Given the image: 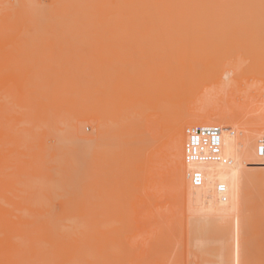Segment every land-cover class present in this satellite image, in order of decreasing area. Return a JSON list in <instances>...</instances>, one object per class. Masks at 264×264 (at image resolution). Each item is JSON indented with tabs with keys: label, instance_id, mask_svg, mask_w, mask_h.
<instances>
[{
	"label": "bare ground",
	"instance_id": "6f19581e",
	"mask_svg": "<svg viewBox=\"0 0 264 264\" xmlns=\"http://www.w3.org/2000/svg\"><path fill=\"white\" fill-rule=\"evenodd\" d=\"M227 17V18H226ZM232 17V18H231ZM250 18V20H249V18ZM229 18V19H228ZM235 20H234V19ZM224 19V20H223ZM237 19L239 20V21H237ZM147 20H149L150 22H151V24H152V21H153V25H154V28H152L151 27V30H149V29H147V30H145V23H144V21L146 22ZM169 20H171V21H169ZM229 20L231 21V20H233L234 22H236V23H234V22H231V23H233V25H234V29L236 28V26H237V29H241V27H243L244 26V28H245V24H246V26H247V28H246V30L244 31V30H241V32L239 31V30H237L238 31V36H239V38L240 39H243V38H241V36H243V34H244V36H246L247 34H248V36H246V37H250L251 39H252V37L254 36H258L256 39H258V40H256L257 42H258V45L257 46H260L261 44H263L264 43V0H44L43 2L41 1V0H0V36L2 35V34H9V35H13V36H17V38H14V39H16V41L15 42H17L20 38V40L18 41V43L17 44H21L20 46L18 45V47L20 48V49H18V51L16 50V52L18 53L19 52V54H20V56H21V53L22 52H24V54H26V56H27V54H28V56L27 57H24L25 55H22L21 57V59H25V58H30V60H28V59H26L27 61V63H29L28 64V69H29V66H31L30 68H33V64H36V62H35V58H37V60H41V58L42 57H48V58H53L54 56H50L51 54H49V56L48 55H46V53H45V50L43 49V48H38L37 47V49H36V41L35 40H33L34 38L32 37V36H37V37H39L40 38V36H44L45 38H48L49 36L50 37H52V39L49 37L46 41H42V39L43 38H41V41L39 40V42H40V44H43V46H44V48L46 47L45 45L46 44H49L52 48L54 47V49H55V46L54 45H51V44H63L64 42H67L68 44H69V46L70 47H73L74 46V44H75V46H77L79 43H81L78 39H80V40H83V42H85L84 43V45L85 46H87L88 45V42L86 43V41H88L87 40V37L88 36H91V35H94L95 37H92L91 36V38H97V37H101V36H103V38L105 37V36H107V37H109L110 38V40H112L111 39V37H113L114 39L116 38V36L119 34V35H122V36H125L126 38H127V36H126V34H124V33H122V31H131L130 33V35H132V33H134L135 32V30L138 32L137 34H134V35H137V36H135L136 37V39L137 40H135L136 41V43L134 42V44L136 45L135 47L137 48L138 47V49L139 48H141V49H139L140 50V52H143V50H145L146 49V54L147 53H149V55H147L148 57H152V59H149V62L150 63H148V61H146V60H143L144 61V64L146 63L148 66H149V69H150V72H154V73H152V77L150 78V80H146L145 82H143V89L142 88H140V90L137 92V85L135 86V85H133L132 84V86L131 87H133V89H135L134 88V86L136 87V91L134 90H132L131 89V87H130V85L129 86H127V87H130L126 92L124 91V93H126V94H122V93H118V95L119 94H121V95H123V96H127L128 98L126 99V101H125V103H123L124 104V106H125V104L126 103H130V101H135L136 99H137V97L138 96H141V95H143L145 98H147V96H148V99L150 98V97H152L153 99H157L158 100V98L159 99H163L164 97H165V95H167L168 97H169V95H168V93H172V94H170L172 97L174 96V97H176V96H180L181 94H184L183 93V86H185V82H186V80L184 81V77L183 78H179V79H176L175 77H174V79H176V80H174V79H171V78H169V79H167L166 80V76H165V74L163 75V70H166V68H168V67H166L167 65H169V64H167V65H164V64H162V63H164L165 61L163 60V59H167V60H169V59H172L173 60V58H175L176 59V57H177V59L179 58L178 56H181V55H183V53L184 54H186L187 56H189V57H187L190 61H192L193 62V60H192V58H190L191 56L193 57L194 55L193 54H196L195 53V51L197 52V48L199 47V41H201L200 43H202L203 41H205V39L207 40V38H209L210 40L212 39V38H214L213 37V35L214 36H216L217 34H218V25H221V29H222V31H219V34H218V36H220V37H218V36H216L215 37V39L216 38H221V41L222 40H224L225 41V37H224V35H223V31L227 28V30H225L226 31V33H225V36L226 37H228L226 34H228V32H231L230 30H232L231 28H229ZM251 20L254 22V23H251ZM220 21V22H219ZM257 22V24H256V22ZM149 22V23H150ZM215 22H217V23H215ZM227 22V23H226ZM243 22V23H242ZM258 22H259V25H258ZM143 24V28L141 27V25ZM220 23V24H219ZM237 23H239V24H237ZM130 24V25H129ZM140 24V25H139ZM150 24V25H151ZM255 24V25H254ZM149 25V24H148ZM215 25V26H214ZM225 25H226V28L224 29V27H225ZM256 25H258V28H256L255 26ZM131 28H130V27ZM134 26H139V27H136L137 29H135L134 28ZM248 26H249V28H251V30L250 29H248ZM240 27V28H239ZM253 27H254V29H253ZM130 28V29H129ZM139 28V29H138ZM195 28H196V30H195ZM256 28V29H255ZM220 29V30H221ZM133 30V31H132ZM197 30H198V32H197ZM252 30H253V32H254V34L251 36V32H252ZM121 31V32H120ZM195 31L197 32V34H195V35H193V33H195ZM217 32V33H216ZM248 32V33H247ZM250 32V33H249ZM140 33V34H139ZM191 33V34H190ZM240 33V34H239ZM245 33H247L246 35H245ZM155 35V34H157V35H159V36H161V38L159 37V38H154L153 39V35ZM188 35V36H185V35ZM211 34V35H210ZM249 34H250V36H249ZM256 34V35H255ZM9 35H7L8 37H9ZM76 35H83V39H81V38H79L78 37V39L76 40ZM99 35V36H98ZM118 35V36H119ZM151 35V36H150ZM192 35H193V37H192ZM223 35V37H221ZM234 35V34H233ZM22 36H24V37H29V36H31L33 39H31L32 40V43L34 42V44H30L31 43V40L29 41L28 39H30V38H28L27 40L30 42H25V45H27V44H29L30 46H33V45H35V46H33V48L31 47V49H29L30 48V46L28 45L27 47H29V48H27L25 45V47H26V49H25V47H23V44H24V42L23 41H25V38L24 37H22ZM46 36H48V37H46ZM53 36H58V38L59 39H57L56 38V40H59L58 42H54V38H53ZM59 36H67V37H69L70 36V41L68 40H64L63 41V38H60ZM72 36H73V39H72ZM84 36H87L85 39H86V41H85V39H84ZM121 36V37H122ZM183 36H185V37H183ZM195 36V37H194ZM230 36V35H229ZM2 37H3V35H2ZM67 37H64L65 39L67 38ZM156 37H158V36H156ZM187 37V38H186ZM245 37V38H246ZM9 38H13V37H9ZM8 38V39H9ZM22 38H23V40H22ZM106 38V37H105ZM102 39V41L104 42L105 41V44L107 45V43H110L111 45H113V43H116V42H114V40H112V41H110V42H107L106 43V41H107V39ZM119 38V37H118ZM134 38V37H133ZM183 38H186V40H188V38L190 39L189 40V42H190V44L188 43L187 45H186V42H185V39H184V43H185V45H186V47L185 46H180V44H181V42H182V39ZM229 38H233V36H230ZM8 39H4L5 41H7V43H8ZM14 39H12V40H14ZM18 39V40H17ZM43 39V40H44ZM60 39H62L61 40V42H60ZM67 39H69V38H67ZM98 39V38H97ZM117 39V38H116ZM160 40L159 42H155V40ZM191 39H192V41H191ZM203 39V40H202ZM234 39V38H233ZM247 39V38H246ZM22 40V43H20V41ZM51 40H53V41H51ZM73 40V41H72ZM74 40H76L77 42H78V44H77V42H75ZM123 40V39H122ZM126 40V39H125ZM210 40H208V41H210ZM212 40H214V39H212ZM212 40H211V42H212ZM250 40V39H249ZM253 40V39H252ZM108 41H109V39H108ZM132 41V40H131ZM193 41H196V43H193L192 44V42ZM218 41V40H214V43L216 44V42ZM220 41V42H221ZM228 41H230V42H228ZM228 41H226V43L228 42V43H231V40L229 39ZM241 41V40H240ZM2 42L3 41H1L0 42V46H1V44H2ZM10 42V44H11V42L12 41H9ZM14 42V41H13ZM15 42L12 44L13 45V48L15 47L14 45H16L15 44ZM38 42V43H39ZM49 42V43H48ZM51 42V43H50ZM90 42H91V40H90ZM96 42L97 43H99V45L97 44L96 45ZM95 43H94V39L92 40V42L91 43H94L93 45H95V46H100L101 45V39H100V41H96ZM112 42V43H111ZM125 42L126 41H124L123 40V44H124V46H128L129 47V45H125ZM207 42V41H206ZM249 42V41H248ZM253 42V41H252ZM259 42H261V43H259ZM37 43V44H38ZM90 43V44H91ZM244 43H246L247 44V42H246V40H243L242 41V44H244ZM3 44H5V43H3ZM77 44V45H76ZM104 43H103V45L104 46H106ZM128 44V43H127ZM139 46H138V45ZM192 44V45H191ZM202 44H204V42L202 43ZM212 44V43H211ZM225 44V43H224ZM7 45V44H6ZM12 45H10L11 47H12ZM39 45V44H38ZM80 45H82V44H79V46ZM84 45H82V49L84 48L83 46ZM102 45V46H103ZM184 45V44H183ZM189 45V46H188ZM197 45V46H196ZM207 45H209L208 43H207ZM5 45H2V48H0V52L2 53V51H6V54L8 53V50H7V48L6 49H4L3 47H4ZM17 46V45H16ZM22 46V47H21ZM65 46V47H64ZM68 46V45H67ZM67 46L64 44L63 45V47H59L58 46V48H60L61 49V51L62 50H64L65 48H67ZM68 46V47H69ZM101 46V47H102ZM108 46H109V44H108ZM115 46H116V44H115ZM212 46H214V45H212ZM211 46V47H212ZM224 46H226V45H224ZM244 46V45H243ZM249 46V45H248ZM252 46V45H251ZM262 46V45H261ZM264 46V45H263ZM6 47V46H5ZM56 47H57V45H56ZM78 47V46H77ZM77 47H75V48H77ZM89 47V46H88ZM88 47H86V48H88ZM100 47V48H101ZM183 47V48H182ZM210 47V46H209ZM208 47V48H209ZM209 48L208 49V51L210 50V51H212L211 49L213 48ZM245 47V46H244ZM13 48H12V51L10 50V52H13L14 54H9V55H12L10 58V60L9 61H11V63L8 61V64L10 63L11 65H9L10 66V68H11V66L13 67V65L12 64H15V66H17L18 68H19V61H20V56L18 57L16 54H15V49L13 50ZM21 48H24V51H22V49ZM47 48H50V47H48L47 46ZM46 48V49H47ZM58 48H57V50H58ZM90 48V50H91V47H89ZM111 48H113L112 46H111ZM185 48V49H184ZM218 48V47H217ZM222 48V47H221ZM236 48V47H235ZM253 48V47H252ZM258 48H260V47H257V49ZM262 48V47H261ZM1 49H2V51H1ZM28 49V50H27ZM40 50V52L41 51H43V53L41 52H38V53H36V50ZM53 49V50H54ZM60 49L58 50L59 51V53H58V55L60 54ZM68 50H69V48H67ZM74 49V47L73 48H71V50H69V52L70 51H72ZM82 49H79V51H80V53H78V54H76L77 56H80L79 54H81V53H83L81 50ZM85 49V48H84ZM101 49H103V48H101ZM107 50H110V48L108 47V48H106ZM130 49H131V46H130ZM143 49V50H142ZM181 49H183L182 51H181ZM247 49H248V47H247ZM246 49V50H247ZM25 50H27V51H25ZM30 50V51H29ZM35 50V51H34ZM38 50V51H39ZM53 50H52V52H53ZM112 50H114V49H112ZM115 50H116V47H115ZM118 50V49H117ZM206 50L207 49H205V52H206ZM229 50V52L231 53V52H233V51H230V49H228ZM231 50H233V49H231ZM259 50V49H258ZM38 55H35V53ZM48 51V50H47ZM55 51H56V49H55ZM54 51V52H55ZM86 51V50H85ZM87 51H89V49L87 50ZM92 51H94V53L97 51L95 48H94V50L92 49ZM104 51V50H103ZM128 51V50H127ZM207 51V52H208ZM219 51V50H218ZM227 51V50H226ZM237 51V50H236ZM251 51H253V50H251ZM21 52V53H20ZM26 52H29V53H26ZM57 52V51H56ZM55 52V53H56ZM64 52H66V53H68V51H64ZM110 52H111V50H110ZM131 52V51H130ZM129 52V53H130ZM215 51L213 50L212 51V53H214ZM244 51H242V53H243ZM260 52H262V51H260ZM0 53V54H1ZM65 53V54H66ZM72 53H73V51H72ZM84 53H86V52H84ZM89 53H92L91 51L89 52ZM102 53V52H101ZM107 53V52H106ZM133 53H135L136 54V52H135V50L133 49ZM145 53L143 52V54L145 55ZM219 54H220V52H218ZM224 53V52H223ZM238 53V52H237ZM263 53H264V51H263ZM32 54V55H31ZM42 54V55H41ZM48 54V53H47ZM64 54V55H65ZM105 54V53H104ZM205 54V53H204ZM239 54V53H238ZM260 54V53H259ZM8 55V56H9ZM15 55V59H14V61L16 60V57L18 58V62L17 61H15V62H13V56ZM39 55H41L42 57H40ZM43 55H45V56H43ZM57 55V54H56ZM61 55V57H63L64 55H62V54H60ZM70 55V54H69ZM72 55V54H71ZM86 54H84V56H85ZM92 55H93V59L94 60H97L96 58V56H98L99 58H98V62H97V64H95V68H96V70H95V72L93 71L95 68H93L92 69V67L93 66H91L90 65V63H92L93 62V60L91 59L90 61H92V62H90L89 63V66L91 67H87L88 66V64L86 63V67H85V64H83L84 62H83V60H86V58L84 59H82V57L83 56H81L80 58H81V60H82V62H81V65L80 66H84V68H82L83 69V71H85L84 69L85 68H87L86 69V71L90 68V69H92V74L93 73H95V80L94 81H96V82H98L99 83V85L98 86H96L95 87V85L93 86V84L92 83H94V81L92 80V87H95L94 88V90H93V93H91V97L90 96H86L87 98L85 99V100H87L86 102H84L85 103V105L84 106H86L87 104V102L88 101H90L91 99H92V95H93V101L95 100V102H92V101H90V102H88L89 104L88 105H91V104H94L92 107H93V109L91 110L90 108L88 109V111H89V113L87 112V109L86 110H84L83 108H82V111H80L79 110V112L76 114V112L78 111V108H80L78 105H80V104H77V107H75L76 105L75 104H73L72 103V101L75 103V95H73L74 96V98H73V96L71 97V98H73V100L72 99H70V96H71V92H73V91H68L69 90V86H70V84L72 85V82H74L75 83V81H77L78 79H76L75 80V78L74 77H76V76H74V77H72L71 76V74L69 73V72H67V73H69L70 74V76L71 77H69V79L67 80V76L64 74V73H66V71L65 72H63V73H61V71L63 70V69H61V71H60V75H62V77H61V80L63 79V82L62 81H59L58 79L56 80V76H52V75H54V74H52V75H50V76H52L51 78H53V80L52 79H48L50 76L48 75V74H51V73H54V72H57V71H59V69H57V68H54V64H56L57 62L55 61L56 59H58V56H56L55 57V59H54V61H52V59H50L49 61H51V63H52V65H43L42 63L40 64V63H37V64H40L39 65V67H38V65H37V68H39V69H41V70H39V69H35V71H37V73H38V71L40 72V74L42 75V76H44V77H41L42 78V81L44 80V79H46L45 81H41V79H40V75H39V73L38 74H36L37 75V77L38 78H36V79H40V80H37V81H35L34 80V82L32 83V87H37V86H40V84H38L39 82L38 81H40L41 82V87H42V89H44V88H46V87H44L45 85L46 86H48L49 87V82H50V85L56 80V82H54V83H59L60 85H61V83H62V85H61V87L63 86V84H65V86L66 85H68V83H69V80H70V84H69V86H68V89H67V87H66V89H67V91L68 92H70V93H68L69 94V96H67V92H66V89H65V91L64 92H66V96L68 97V99H66V96H64V99H66V100H69V101H71V102H69V104L66 106V104L67 103H64L63 102V105L66 107V109L68 108V106L69 105H74V108L73 107H69L71 110H72V108L73 109H75L76 108V112H75V117H74V115L73 114H71V115H73V117L72 118H74L75 119V122L73 121V119H69V112L67 113L65 110L66 109H64L65 107H63V111H65L64 113H67V114H69L68 115V117L67 116H65V114H63V115H60L59 113H57L56 111V109L57 108H53V107H57V103L59 104L60 102H61V100H60V102L58 101L57 103H56V105L55 106H53L52 105V107H51V109L52 110H54V112H56L57 113V115H55L54 117H57L56 118V120L58 119V117H60V119H62L63 118V120H61L60 122H62L64 125H66V127L61 123V125H63L64 127H59L58 125H57V128L58 129H56V130H60L59 131V133H58V136H57V134H56V130H54L53 128H50V126H48L49 128H50V131H51V129H52V133H53V131H54V135H53V137H51L54 141H55V143L57 144L58 143V145L57 146H55L56 144L55 143H53L52 144V142L49 144V142L46 144H44V143H42L44 146H48V145H50L51 146V144L53 145V148L55 147L56 149L55 150H58V155H57V151H56V155L55 154H53V152H52V154L51 153H49L50 154V156H51V158L49 157V159L47 158V159H45V157L43 158V156H41V155H43L44 153H46V152H48V151H46V152H42L41 150H42V148L44 147L40 142H38V146L41 144L43 147L41 148L40 146L38 147V148H40L39 150H40V152H34L35 153V155H34V153H33V148H31L32 149V152H30L31 150L29 149V154H28V156L29 155H32V158L31 159H27V157H24L25 158V160L27 159V160H29L28 161V165L30 164V160L32 161H36V164H37V162L39 161V165L41 166H45V164H48V167L49 168H51V170H52V172L51 173H53V175H55L56 174V176L54 177L52 174V176H53V178H54V183H52L53 181H50V184L49 183H47L48 185H45V184H40L41 182L39 181V184H37L36 182H35V184H36V186L35 187H32L31 186V184L29 185L28 184V186H27V189H29L28 187L29 186H31V188H33V189H35L36 191H35V193H40L41 192V190L44 192H42V193H40V194H38L37 193V195H40L39 196V198L37 199V200H35L37 197L36 196H34V198H33V200H31V204H29V206H28V203H27V205L26 204H24L23 202H22V200H19V201H21V202H18L17 204L18 205H20V206H22L23 204L24 205H26L25 207H24V205H23V207H19V208H15V206H14V204L15 205H17L16 203H14L13 204V206H12V204H10V201L13 199V202H14V199L15 198H17V197H14V198H12L13 196H16V195H20V196H24L25 198H23V199H26V197L28 198L27 200H28V202H29V197L27 196V194L26 195H23L22 194V192L24 191L23 189H22V187L23 186H26V185H23L22 186V184H25V180H24V182H23V180H22V178H20L21 176H20V174H21V172L23 171L22 169H24V168H26V167H24V165L22 166V165H19V166H22V168H19L21 171H20V173H18V172H16V170H12V171H10V172H12L13 173V171H15L14 172V174H12V176H14L15 174L17 175V177L19 176V178L20 179H18V181L19 180H21V181H19L18 183H19V185H20V187L19 188H21L20 190H19V188L17 187V186H19L18 185V183H17V181L15 182V179L14 178H16V176L13 178V180H12V178H8L9 180H11V182L9 183V185H12V183L13 182H15V185H17V186H14V184L11 186V189H13V187H14V189H16V190H18V191H20V193L22 194H16V193H19V192H15L14 194H13V196L12 197H9V196H11V194L9 193V196H7L8 194L6 193V192H10V191H7L6 190V192H5V194H7L6 196H3V194H2V197H8V198H10L9 199V203H7L6 201V204H9L11 207H14V209H8V207L6 206V205H4V206H6L7 208H3V207H1L2 206V204H1V206H0V264H154L153 263V260L151 261H149L148 259H146L145 258V255L146 254H144L143 253V256H144V258H143V256H142V254H141V256L142 257H140V256H137V255H135V256H132V255H129L128 254V252L131 254V252H130V250L131 249H129L130 247H129V245L131 246V243H132V241H131V239L128 237V242H129V245H128V242L126 243V241H125V243L124 242H122V241H124V237L122 236V234H124V233H122V231L123 230H126V225H127V223L126 222H128V219H131L130 217H128V216H130V215H132V211H131V208L132 207H130V206H127V205H125L127 202H125L124 204H123V202H124V200H122V199H126L127 197H129V198H127L128 200H130V198H131V194L132 193H129L130 191H125V193L123 194V190H122V193H120L121 192V190L117 187V185L116 184H114V183H112V181L114 180V178L115 177H118V175L119 176H122L123 174V176H122V182L120 183V184H122L123 182V185H125V181L126 182H128V183H132L133 184V181L135 180V179H137V174H139L140 175V164H138V165H136V166H138L139 167V169H137V170H139L138 172L137 171H135V170H132L130 167H132L133 169H135V164H136V162L137 161H139L138 160V158H139V156L142 158V152L140 151L139 152V150H142V144H138V143H136V142H134V141H140V142H142V141H144V142H146V140H147V138H145V133H144V135H143V130L142 131H140V130H138V132H137V136H133V135H131V134H129L130 132H131V130H127V131H123V133H122V129L123 128H125V127H127V125L128 124H131V126H137V127H140V126H142L141 124L143 123L142 122V120H141V122L142 123H140V121H139V115L138 116H135V115H133L134 113H136V114H138L137 112L139 111V113H146V110H147V108H146V106H145V103H143V104H141L140 103V106L142 107V112H140V108H138V107H135L136 105H134V107L135 108H133L132 109V106H130L129 104V107H124L123 106V104L122 105H120V106H122V108H120L119 107V110L118 111H123L124 113L125 112H128L129 113V115H131V113H133L131 116L133 117V116H135V117H137V119L138 120H136V122H134L133 120V122H134V125H133V122L131 123V120H130V117H128V115L126 116V115H122V118L120 117V120H118L117 122H114V123H116V125H117V130L115 129V127L114 128H112L111 127V125L109 126V125H107V120H109V119H107L108 117H107V113H104V111L103 110H101V107H102V109H104L103 108V102H105V103H107V101H111V100H113L114 98H115V96H116V93H114V91H111V90H108V86H106V84H108L109 85V81L111 82L112 80L111 79H113L112 77V75L113 74H111V73H113V70H114V68L116 67L115 66V64H119L118 66H120V68H122L123 67V65L122 64H120L119 62L120 61H114V60H111L109 57H106V56H109V54H107L105 57H101L103 54H101L100 56L96 53L95 55L94 54H91V55H88V56H90L91 58H92ZM115 54H113L112 56H114ZM117 55V54H116ZM138 54H136L135 55V57H138L137 56ZM213 55V54H212ZM216 55V54H215ZM248 55H249V53H248ZM262 55V54H261ZM2 56V55H1ZM8 56H7V59H8ZM33 56V57H32ZM35 56V57H34ZM104 56V55H103ZM133 56V55H132ZM146 56V59L148 58ZM207 56V55H206ZM224 56H225V54H224ZM224 56H222L221 58H223ZM263 56V55H262ZM38 57H40V58H38ZM65 57H67V55H65ZM87 57V56H86ZM121 57V56H120ZM125 57H127L126 59H128V55L127 56H125ZM141 56H139V58H140ZM145 57V56H144ZM209 57V56H208ZM1 58V57H0ZM4 58V56L2 57V59ZM70 58V57H69ZM68 58V59H69ZM77 58V57H76ZM102 58V59H101ZM132 57H130V59H131ZM181 58V57H180ZM185 58V57H184ZM183 58V59H184ZM205 58V57H204ZM203 57H202V59L203 60H205L206 61V59H204ZM242 58V57H241ZM255 58V57H254ZM60 59V58H59ZM59 59H58V61H59ZM67 59V58H66ZM65 59V60H66ZM67 59V60H68ZM72 59H73V57H72ZM72 59H70L71 61H72ZM77 59H79V58H77ZM87 59H89V57H87ZM100 59V60H99ZM121 59H122V57H121ZM126 59L125 60H122V62L123 61H126ZM145 59V58H144ZM153 59L157 62V60H159L158 62H159V64L161 63V65H159L161 68L159 69L158 68V65H153L152 63L153 62H155V61H153ZM157 59V60H156ZM187 59V60H188ZM197 59H198V57H197ZM214 59H216L215 57H214ZM252 59H253V57H252ZM23 60H21V64L23 65V67L24 66H26V64L27 63H24V62H22ZM44 61H47V60H45V59H43ZM62 60V59H61ZM64 60V59H63ZM62 61V62H64V63H62V62H58V63H62V65H64L65 67H67V65L65 64V62H67V60L66 61ZM80 60V61H81ZM148 60V59H147ZM164 62H163V61ZM186 60V59H185ZM231 60H233V59H231ZM239 60H241V59H239ZM239 60H235V62L237 63V61H239ZM129 61V60H128ZM162 61V62H161ZM177 61H179V59L177 60ZM184 61V60H183ZM209 61V60H208ZM208 61H207V63H208ZM227 61H228V59H227ZM230 61V60H229ZM245 61V60H244ZM243 61V62H244ZM2 62V61H1ZM30 62H33L32 64H30ZM48 62V61H47ZM68 62H69V60H68ZM67 62V63H68ZM118 62V63H117ZM135 62V61H134ZM139 62H142V59H140V60H138L137 59V63H139ZM152 62V63H151ZM157 62V63H158ZM167 63H170V62H168V61H166ZM176 61H172V65L174 66V63H175ZM221 62V61H220ZM223 62V61H222ZM221 62V63H222ZM224 62H225V60H224ZM242 62V63H243ZM246 63H247V61H245ZM3 63L4 62H2V66H0V68H1V70H2V68H3V66L5 67V66H7V65H5V63H4V65H3ZM71 63V62H70ZM70 63H69V65H70ZM73 63V62H72ZM80 63V62H79ZM94 63L95 62H93L92 63V65H94ZM136 63V64H137ZM188 63V62H187ZM203 63V62H202ZM201 63V65H203ZM205 63V62H204ZM233 63H234V61H233ZM18 64V65H17ZM75 64H77L76 62L73 64V66L75 65ZM83 64V65H82ZM135 64V65H136ZM149 64H151L152 66L150 67V65ZM166 64V63H165ZM176 64V63H175ZM177 64H179V63H177ZM185 64V63H184ZM189 64V63H188ZM192 64V63H191ZM195 64H196V60H195ZM217 65H218V63H216ZM220 64V63H219ZM223 64V63H222ZM261 64V63H260ZM22 65H21V70H23L24 71V69H22ZM97 65V66H96ZM138 65V64H137ZM193 65V64H192ZM210 65V64H209ZM229 65H230V67H231V61L229 62ZM235 65V64H234ZM237 65V64H236ZM239 65V64H238ZM241 65H243V64H241ZM247 65V64H246ZM252 65V64H251ZM14 66V67H15ZM35 66V65H34ZM56 66H58V64L56 65ZM60 66V65H59ZM71 66V65H70ZM72 66V67H73ZM76 66V65H75ZM115 66V67H114ZM117 66V67H118ZM122 66V67H121ZM124 66H126V65H124ZM130 66H132V65H129V67ZM134 66V65H133ZM146 66V65H145ZM154 66L156 67V68H158V70H157V72H155L156 70H155V68H154ZM176 66H178V65H176ZM179 66H181V65H179ZM186 67H187V64L185 65ZM196 66V69H199V67H198V64H196L195 65ZM205 66V65H204ZM219 66V65H218ZM227 66V62L225 63V67ZM41 67H44L43 69H44V71L42 70V68ZM166 67V68H165ZM170 67V66H169ZM228 67V66H227ZM238 67H240V66H238ZM250 67V66H249ZM255 67V66H254ZM9 68V67H8ZM24 68H26V67H24ZM35 68V67H34ZM71 68V67H70ZM79 68V67H78ZM109 69V71H108V69ZM110 68L112 69V70H110ZM119 68V70H121ZM127 68V67H126ZM137 67H134V68H132V71H130L129 69L130 68H127L128 69V71H129V73H133V71L136 69ZM179 68V67H178ZM189 68V67H188ZM193 68H194V65H193ZM231 68H233V67H231ZM245 68H247L246 66H245ZM16 68H13V74H15V72L16 71H14ZM27 69V68H26ZM26 69H25V71H24V73L26 72V73H28L27 71H29L28 69H27V71H26ZM72 69V68H71ZM82 69H81V71H82ZM89 69V70H90ZM106 69H107V71H106ZM126 69V70H127ZM141 69V68H140ZM177 68L175 67V69L174 70H176ZM184 69H185V67H184ZM192 69V68H191ZM196 69H194L195 71H196ZM206 69H207V67H206ZM212 69V68H211ZM6 70V68H3V70H2V72H4ZM8 70V69H7ZM16 70H18V69H16ZM69 70V69H68ZM67 70V71H68ZM73 70V69H72ZM71 70V71H72ZM125 70V71H126ZM142 70V69H141ZM144 70V69H143ZM146 70V69H145ZM155 70V71H154ZM173 70V71H174ZM179 70V69H178ZM180 70H181V67H180ZM190 70V69H189ZM209 70V69H208ZM235 70V69H234ZM241 70V69H240ZM239 70V71H240ZM251 70V69H250ZM22 71V72H23ZM32 71V73H30V71H29V74L30 75H27V76H29V77H35L34 76V73H36L35 71H34V69H32L31 70ZM70 71V70H69ZM82 72V73H84L83 75H85L87 72ZM91 71V70H90ZM112 71V72H111ZM163 71V72H162ZM182 73H183V68H182ZM181 71H179V73H177L176 71H174V72H176L177 74H180V72ZM214 71V70H213ZM226 72H227V70H225ZM236 71H238V70H236ZM8 72V71H7ZM7 72H4V74H3V77L4 76H7L8 77V75H6L7 74ZM18 72V71H17ZM34 72V73H33ZM43 74H42V73ZM73 72H75L74 70L72 71V73ZM110 73L111 75L109 76V75H107V73ZM114 72H115V70H114ZM118 72V70L116 71V73ZM121 72H124V70L123 71H121ZM142 72V71H141ZM172 72V71H171ZM209 72V71H208ZM230 72V71H229ZM233 72V70H231V72L230 73H232ZM235 72V71H234ZM255 72V71H254ZM57 73H59V72H57ZM56 73V74H57ZM78 73H79V71H78ZM166 73V72H165ZM175 73V74H176ZM198 73V72H197ZM210 73V72H209ZM212 73H214V72H212ZM242 73V72H241ZM244 73H245V71H244ZM250 73V72H249ZM253 73V72H252ZM251 73V74H252ZM64 74V75H63ZM88 74H90V73H88ZM127 74V76L126 75H123V73H122V76L121 77H123V76H125V77H123V78H120V79H122L123 81H125V85L127 84V83H129V82H127V79L125 80V78L126 77H128V78H130L132 75H129L128 73H126ZM138 74V73H137ZM137 74L136 75H134L135 77L137 76ZM143 74H145V73H143ZM174 73H171V74H169V75H173ZM174 74V76H176ZM233 74H235V73H233ZM246 74V73H245ZM19 75V74H18ZM22 75V74H21ZM39 75V76H38ZM46 75H48L49 77L47 78V77H45ZM73 75V74H72ZM78 75V74H77ZM168 75V74H167ZM180 75H182V74H180ZM185 75H187V74H185ZM201 75V74H200ZM204 75V74H203ZM209 75V74H208ZM214 75V74H213ZM224 75V74H223ZM222 75V76H223ZM226 75H228V72H227V74ZM240 75V74H239ZM257 75H259V74H257ZM1 76H2V74L0 75V82H2L1 81ZM22 76H24V82H22L18 77L17 78H15V79H17L16 81H20L21 82V85L19 84V86H16V85H14L13 86V83H11L12 81H11V79L9 78V83L11 84V88H13V87H16L15 88V91H16V89H18V87H20L19 88V90H20V92H19V90L17 91V92H19L20 94H18L17 92V98H19V97H23V95L22 94H24V92H22V90L21 89H27L26 91H28V93H25L26 94V96L24 95V98H25V100H27V96H29V98H32L33 96H34V98H38L40 101H37L36 99H30L29 101V107H28V109L32 106V107H37V105L38 106H40V105H42V104H38L39 102L41 103L42 101H44V100H41V99H43V97L42 98H40V97H35V93H32L31 95H29V93H30V90H33L32 88H30V90L28 89V88H26L29 84H30V82H29V80L25 77L26 75H22ZM79 76V75H78ZM85 76H87V78L85 79V80H87L88 78H90V76L89 75H85ZM94 76V75H93ZM112 76V77H111ZM115 76V75H114ZM134 76H132V78H130V79H132V80H134ZM144 76H146V75H144ZM165 76V77H164ZM188 76V75H187ZM186 76V77H187ZM192 76H193V73H192ZM230 76H231V74H230ZM229 76V77H230ZM241 76V75H240ZM243 76V75H242ZM241 76V77H242ZM6 77V78H7ZM15 77V76H14ZM58 78H59V76H57ZM63 77H66V79L65 78H63ZM81 77V76H80ZM116 77H118L119 78V76H117L116 75ZM194 77H196V75L194 76ZM226 77V76H225ZM229 77H227V78H229ZM55 78V79H54ZM74 78V79H73ZM79 78V77H78ZM136 78H138V76L136 77ZM135 78V80L133 81V82H135V83H139V82H137L138 80H139V78L138 79H136ZM165 78V79H164ZM178 78V77H177ZM215 78V77H214ZM231 79H233L234 77H230ZM229 78V79H230ZM19 79V80H18ZM34 79V78H33ZM47 79H48V81H47ZM91 79V78H90ZM90 79H88V80H90ZM94 79V78H93ZM129 79V80H130ZM142 79V78H141ZM147 79V78H146ZM188 79H190V78H188ZM203 79H205V78H203ZM224 80H225V78H223ZM222 79V80H223ZM243 79V78H242ZM252 79V78H251ZM3 80H6L5 78L3 79ZM13 80V79H12ZM74 80V81H73ZM115 80V77H114V79H113V81ZM121 80V81H122ZM128 80V81H129ZM137 80V81H136ZM169 80V81H168ZM172 80H174V81H172ZM213 80V79H212ZM216 80H217V77H216ZM215 80V81H216ZM219 80H221V78H219ZM223 80V81H224ZM237 80V79H236ZM236 80H234L233 79V81H235L236 82ZM15 80L13 81V82H16ZM29 82V84L28 83H26L25 84V82ZM53 81V82H52ZM66 81V82H65ZM72 81V82H71ZM79 81V80H78ZM77 81V84L75 83L74 85L75 86H73V87H76L78 84H80V83H82V85H85L86 84V86H87V81H86V83L84 84L83 83V81H82V79H80V81L78 82ZM122 81V82H123ZM142 81V80H141ZM144 81V80H143ZM199 81V80H198ZM207 81V80H206ZM211 81V80H210ZM209 81V82H210ZM8 82V81H7ZM68 82V83H67ZM95 82V83H96ZM188 82V81H187ZM203 82V81H202ZM224 82H227L226 80L224 81ZM250 82V81H249ZM252 82V81H251ZM4 84V87H5V84H7L5 81L3 82ZM90 83H88V84H90ZM115 83V82H114ZM142 83V82H141ZM195 83V82H194ZM208 83V82H207ZM15 84V83H14ZM28 84V85H27ZM118 84V83H117ZM117 84H116V86H117ZM171 85V87L173 86V85H176V88L177 89H175V88H173V90H175L174 92H172V89H167V85ZM188 84V83H187ZM201 84H203V83H201ZM200 84V85H201ZM216 84V83H215ZM220 84V83H219ZM224 84V83H223ZM227 84V83H226ZM231 84H233V82H231ZM230 84V85H231ZM241 84V83H240ZM252 84V83H251ZM27 85V86H26ZM43 85V86H42ZM58 85V84H57ZM60 85H59V88H58V90L59 91H61V89H60ZM81 85V86H82ZM215 86L213 83L212 84H210V86ZM229 85V84H228ZM236 85V84H235ZM239 85V84H238ZM1 86V85H0ZM13 86V87H12ZM23 86H24V88H23ZM53 86H55V85H53ZM119 86H121L120 84H119ZM187 86H189V85H187ZM187 86H185L186 88H188ZM196 86H199V85H196ZM206 86V87H205ZM204 87L206 88V91H204V92H200L199 94H198V97L199 96H201L202 94L201 93H203V96H202V98L204 97V98H211V96H213L214 95V97H212V98H218L217 96L219 95V92H218V95H216V93H217V91H219V90H215L216 88H212V91H211V87H210V90H209V92H208V89H207V87H209V86H207V85H205ZM237 86V85H236ZM245 86V85H244ZM247 86V85H246ZM250 86V85H249ZM253 86V85H252ZM256 86V85H255ZM7 87H9L10 88V86H9V84L7 85ZM87 87H89V89H91L92 87L90 86V85H88ZM111 87V86H110ZM125 87V86H124ZM148 87V88H147ZM170 87V88H171ZM193 87V86H192ZM218 88H219V86H217ZM220 87H221V89L220 90H222V92L224 93V89H223V87L224 86H221L220 85ZM1 88H3V87H1ZM0 88V89H1ZM39 88V87H38ZM52 89L53 87H49V88H47L48 90L49 89ZM77 88V90L79 91V92H81V94H82V96L84 97L85 95H83V92H86V90H84V88H83V92L81 91L82 90V88L80 87H76ZM86 88V87H85ZM123 88V87H122ZM126 88V87H125ZM185 88V89H186ZM190 88V87H189ZM201 88V87H200ZM200 88H199V90H200ZM203 88V87H202ZM230 88V90H229V92L231 91V88H233V87H229ZM239 88V87H238ZM249 88V87H248ZM254 88V87H253ZM5 89V88H4ZM41 89V90H42ZM81 89V90H80ZM93 89V88H92ZM192 89V88H191ZM227 89V88H226ZM226 89H225V91H226ZM237 89V88H236ZM6 90V89H5ZM12 90H14V88L12 89ZM11 90V92H14V91H12ZM39 90V89H38ZM40 90V91H41ZM47 90V91H48ZM57 90V91H58ZM116 90V89H115ZM126 90V89H125ZM167 90H169V92L167 91ZM202 90V89H201ZM203 90H205V89H203ZM216 92H214V91ZM228 90V89H227ZM238 90V89H237ZM243 90V89H242ZM260 90V89H259ZM7 91H8V89H7ZM6 91V92H7ZM25 91V92H26ZM52 91H55L54 89H52L51 90V93H53ZM57 91H55V95H56V92ZM63 91H61V92H63ZM90 92H91V90H89ZM89 91H87V92H89ZM119 91V90H118ZM117 91V92H118ZM147 91H148V93H147ZM185 91V90H184ZM196 91H197V93H198V88L196 89ZM196 91L194 92V96H195V94H197L196 93ZM236 91V90H235ZM235 91H234V93H235ZM240 91V90H239ZM245 91V90H244ZM257 91V90H256ZM9 92H10V90H9ZM34 92H36V90H34ZM44 92H46V91H44ZM86 92V93H87ZM120 92V91H119ZM186 92V91H185ZM206 92L207 93H209L208 95L206 94ZM214 92V93H213ZM221 91H220V96H222L223 97V93H222ZM248 92H250V91H248ZM253 92V91H252ZM1 93H3V92H1ZM22 93V94H21ZM213 93V94H212ZM228 93V92H227ZM241 93V92H240ZM259 93H260V91H259ZM13 94V93H12ZM36 94H38V92L36 93ZM43 94H45V93H43L42 91L40 92V95L39 96H45L44 97V99H45V103L47 104V106L48 107H50V105L51 104H53V102L51 103V102H48V99H50V98H47L49 95H50V93L49 94H46V95H43ZM63 94V93H62ZM85 94V93H84ZM207 95V97H206V95ZM211 94V95H210ZM222 94V95H221ZM238 94H239V92H238ZM247 94V93H246ZM249 94V93H248ZM262 94V93H261ZM3 94H1V96H2ZM5 95V94H4ZM61 96V97H63L60 93H58V95L57 96ZM64 95V94H63ZM78 95V94H77ZM88 95H90L89 93H88ZM133 95H134V98H135V96H137L136 98H135V100H133V99H131V97H133ZM152 95V96H151ZM153 95L155 96V97H153ZM188 95H190V94H188ZM210 95V96H209ZM251 95V94H250ZM0 96V98H4V97H1ZM11 96V95H10ZM15 96H16V94H15ZM19 96V97H18ZM38 96V95H37ZM81 96V95H80ZM80 96H77V97H80ZM81 96V99H83V97ZM143 96H141V97H143ZM182 96V95H181ZM187 96V95H186ZM194 96H193V98L192 99H194ZM227 96V95H226ZM240 96H242V95H240ZM257 96H258V91H257ZM7 97H8V95H7ZM6 97V98H7ZM12 97V96H11ZM91 99H90V98ZM118 97V96H117ZM171 97V98H172ZM189 97V96H188ZM190 97H191V95H190ZM198 97L197 96H195V99L197 98L198 99ZM228 97V96H227ZM249 97V96H248ZM254 96H252V98H253ZM180 99H181V97H179ZM202 98H200V99H202ZM224 98H225V96H224ZM231 98H233V97H231ZM255 98V97H254ZM262 98V97H261ZM11 99V98H10ZM9 99V100H10ZM21 99H23V98H20V101H21ZM52 99H54V98H52L51 97V99L49 100V101H52ZM77 99V98H76ZM83 99V100H84ZM118 99L119 98H117V102H119L118 101ZM147 99V100H148ZM161 99V100H162ZM173 99V98H172ZM190 99V98H189ZM205 99V100H206ZM235 99V98H234ZM258 99V98H257ZM256 99V100H257ZM5 100V99H4ZM3 100V101H4ZM24 100V99H23ZM24 100V101H25ZM75 100V101H74ZM122 100V99H121ZM120 100V101H121ZM125 100V99H124ZM129 100V101H128ZM140 100H141V98H140ZM140 100H138V101H140ZM176 102H177V99H174ZM185 100V99H184ZM188 100V99H187ZM204 100V99H203ZM212 100V99H211ZM218 100H220V99H218ZM225 100V99H224ZM256 100H252V101H256ZM2 101V102H3ZM11 101V100H10ZM14 101H17V100H15V98L13 99V104L15 105V103L16 102H14ZM33 101V102H32ZM37 101V102H36ZM47 101V102H46ZM114 101V100H113ZM143 101V100H142ZM152 101V100H151ZM207 101V100H206ZM210 101V100H209ZM221 101V100H220ZM234 101V103H235V100H233V99H231V101L229 100V103L230 102H233ZM262 100H260V102H261ZM1 102V101H0ZM36 102V103H35ZM78 102V101H77ZM122 102H123V100H122ZM121 102V103H122ZM195 101H193L192 103H194ZM217 102V101H216ZM263 102H264V100H263ZM21 103V102H20ZM22 103H23V101H22ZM26 103V102H25ZM27 103H28V101H27ZM31 103V104H30ZM91 103V104H90ZM111 103H113V102H111ZM116 103V102H115ZM113 104L114 106L115 105H117V104ZM135 103V102H134ZM162 103V102H161ZM160 103V104H161ZM166 103H167V101H166ZM187 103V102H186ZM199 103H201V102H199ZM203 103V102H202ZM213 103V102H212ZM222 103V102H221ZM228 103V102H227ZM233 103V104H234ZM253 103H255V102H253ZM259 103V102H258ZM257 103V104H258ZM262 103V102H261ZM3 104V103H2ZM11 104V103H10ZM34 104H35V106H34ZM50 104V105H49ZM62 104V103H61ZM209 104V103H208ZM237 104H238V102H237ZM7 105V107H8V105L9 104H6ZM17 105V107H19L20 106V108H21V105H23V104H21V105H19V104H16ZM19 105V106H18ZM26 105V104H25ZM24 105V106H25ZM60 105V104H59ZM63 105H60V106H63ZM87 105V106H88ZM102 105V106H101ZM127 104H126V106H128ZM170 105V106H169ZM172 104H169L168 103V106L167 105H165V107L163 106V108H165V109H167V111H166V113L165 112H160V114L159 115H157V113L155 114V113H151V116H154L155 118H151V116L149 115V117L151 118V120H152V122H153V125L155 124V125H159V124H156V123H160L161 121H158V120H160V119H162V117L163 116H165V117H163V121L162 122H164L165 123V119H166V123H165V125H166V127L165 128H168V129H166V131H168L167 133H165V131H163V129L162 128H157V129H155L156 128V126H154L153 128H154V130H152V134H153V136H151L152 138H150V143H152L151 144V146H150V144L149 145H147L146 147L144 146L143 147V149L145 150V149H147L149 146V148H155V147H157V139L155 138V140H153V138H154V134H155V131H157L156 133V135H158V137H159V140H161V136H162V134H164V137L165 136H168V134H169V128H171V131L172 132H170V134H172V137H170L169 138V136H168V138H167V140L169 139V140H172V139H174L175 138V141H176V139L178 138V142H179V144H178V142H174V146H179V147H177V148H179V151L178 150H176V151H174V149L172 150V151H174L175 153H177V151H178V154L179 155H176V156H174V154H173V156L176 158L175 160H173V161H178L181 165H182V167H181V169H180V171H179V168L180 167H178L177 168V170H176V167H174V166H171L172 168H170V170H168L169 171V173H167L166 174V171H164L163 172V174H165V178H166V175L167 176H170V183H171V185H174V183H173V181H176V184L174 185V187H175V189L174 188H172V191L173 190H176V191H173L174 192V196L179 200V199H181L182 200V198H183V201L181 202V200H179V204L180 205H182V203L185 205V207H184V209H182V211L184 210L185 212L184 213H187V217H190L189 215H191L192 217L189 219L190 220V222H188L189 224H190V227L192 228H194V227H196V226H200V228H198V227H196L195 229H197L195 232H197V233H199L198 235H200L199 237V240L198 241H200V243H202V244H209L210 242H212V243H214L215 245H217L216 246V250H217V252L219 253V254H223L222 256H223V258L225 257V256H227L228 257V255H229V257H231V258H227V259H229V260H231V259H233V258H235L236 259V256L238 255V256H240V257H243V258H241L242 260H243V262L242 263H244V264H247V261L250 259V255L251 254H249V252H248V250L250 251L251 249V251L253 252L254 250H255V248H259V250L260 251H258V250H255V251H258V252H255V253H257L256 255H258V257H260L259 258V260L261 259V258H263V260H264V257H262V255H264V244H262V242H264V241H262V239L264 240V224H262L263 222H264V216L263 217H261V221L259 220V221H257L260 225L258 226V223L256 222V221H254L253 219H256L255 217H257V216H255L254 218H252L251 217V215H252V213H253V215L252 216H254V214H256V213H258L257 211L256 212H253L252 210H253V208H254V205L256 204V201L258 200V201H260L261 199H257L256 200V198L254 199V201L252 200V197L254 196V195H257V193H258V191H255L256 190V188L254 189V191H252L253 190V186L254 187H257V186H255V184L254 183H256V185H257V183H258V186L259 185H261V187H262V184H260V183H264V157L262 156V159H261V157H260V155H257L258 153H259V151H257L258 150V148H260L262 145H264V140H262V138L260 137H258L257 138V136H260V131H262V130H260V131H258L257 130V132H255L256 130L255 129H253L252 130V128H250L249 126V128L247 127V124H249L251 121H253L252 119H249V122H246L244 119H243V116L242 117H240L241 115L239 114L240 113V111L238 112V113H236V112H234V111H231V109H233V108H231L230 107V105L228 104V105H225V106H227V107H230L231 109H229V108H227L226 110H224L225 108L223 107V104H222V110L219 108V109H217L216 108V106L214 105V104H212L213 105V108H207L206 110L205 109H203V108H200V106H194V107H192V109L190 110L189 108H187V109H182V110H180L179 111V113H180V118H181V120L178 118L177 119V121H176V123L174 124V127H172V125L171 126H168L169 124H172L173 123V121L175 120V117H174V115H175V112H171V109L170 108H172V106H171ZM195 105H196V103H195ZM211 105V104H210ZM242 105L244 106L245 104H241V106L239 107L240 109H241V107H242ZM247 105V104H246ZM255 105V104H254ZM259 106H260V104H258ZM264 105V104H263ZM43 108H41V107H39L38 109H37V111L39 112V109H44L46 106H44V103H43ZM60 106H58L60 109L62 108V107H60ZM86 106V107H87ZM176 106V105H175ZM184 106V105H183ZM215 106V107H214ZM231 106H233V105H231ZM235 107H234V110H237V109H235L236 107H238V105H234ZM253 106V105H252ZM256 106V105H255ZM48 107H46V109H49V110H47V111H49V114H51L50 112V108H48ZM91 107V106H90ZM118 107V106H117ZM144 107V108H143ZM147 107H148V103H147ZM159 107H162L161 105L160 106H158V109H160ZM219 107V106H218ZM221 107V106H220ZM254 107V106H253ZM6 108V107H5ZM24 108V107H23ZM67 109V110H70V109ZM113 108V107H112ZM126 108V109H125ZM136 108H137V110L138 111H136ZM151 108V107H150ZM154 108V107H153ZM152 108V109H153ZM182 108V107H181ZM248 107H246L245 106V108H242V110L244 109V111H246V109H247ZM257 108V107H256ZM0 109H2V106L0 107ZM4 109V108H3ZM2 109V110H3ZM7 109V108H6ZM10 109L12 110V108H11V106H10ZM9 109V110H10ZM15 109V108H14ZM45 109V110H46ZM106 109V108H105ZM108 109V108H107ZM110 109H111V107H110ZM115 109V108H114ZM128 109V110H127ZM144 109H146V110H144ZM151 109V110H152ZM157 109V110H158ZM229 109V110H228ZM249 109V108H248ZM248 109H247V111H248ZM253 110H251V109H249L250 111V113L252 112V111H254V108H252ZM258 109H260V108H258ZM255 110V111H258V114L261 112V111H263V108H261L260 110ZM2 110H0V113H2L1 114V117H2V115H3V119L4 120H6L5 119V117H6V114H4L3 112H2ZM8 110V109H7ZM34 110V109H33ZM44 110V114H46L45 111ZM131 110V111H130ZM175 110V109H174ZM190 110V111H189ZM239 110V109H238ZM242 110H241V112H242ZM4 111V110H3ZM15 111V117L17 116V113H16V109L14 110ZM20 111V110H19ZM24 111H25V109H24ZM37 111H35V112H37ZM58 111H59V109H58ZM103 111V112H102ZM108 111H110V110H108ZM133 111V112H132ZM136 111V112H135ZM159 111H161V109L159 110ZM163 111H165L164 109H163ZM188 111V112H187ZM246 111V112H247ZM252 112V114H255V113H257V112ZM260 111V112H259ZM23 112V111H22ZM27 112H29V115L31 114V121L39 114L40 115V113H36V114H34V113H30V111L29 110H27ZM33 112V111H32ZM53 112V113H54ZM74 112V111H73ZM106 112H107V110H106ZM117 112V111H116ZM11 113V112H10ZM63 112H61V114H62ZM85 113H87V115L88 114H90V116L91 117H93V119L97 122V127H96V130H97V134L95 135V137L94 138H92V137H89V136H87L86 135V133H88V132H86V130H84L83 129V127H85L84 125H83V123H87L88 122V119L87 118H85ZM162 113L164 114V115H162ZM178 113V114H179ZM249 113V115H252V114H250ZM263 113V112H262ZM7 114H8V111H7ZM19 114H21V118L20 119H22V115L24 114V113H19ZM27 114V113H26ZM32 114H34V117H32ZM48 114V113H47ZM167 114V115H166ZM183 114V115H182ZM5 115V116H4ZM13 115V113L11 114V116ZM36 115V116H35ZM121 115V114H120ZM247 115V114H246ZM248 115V116H249ZM9 116V118H13V120L15 121V119H14V115L12 116V117H10V115H8ZM25 116V115H24ZM41 116V115H40ZM48 116V117H47ZM170 116H172L171 117V120H170ZM178 116V117H179ZM183 116V117H182ZM253 116V115H252ZM256 116H259V118H258V120L260 119V115H257L256 114ZM263 116L264 115H262V118H263ZM1 117H0V119H1ZM44 117V116H43ZM128 117V118H127ZM140 117H142L141 116V114H140ZM146 117V116H145ZM174 117V118H173ZM185 117V118H184ZM7 118V117H6ZM19 118V117H18ZM27 118H30V116L29 117H27ZM38 118V117H37ZM46 118V119H45ZM49 118V115H45V117L43 118V119H45L46 121H44V122H47V119ZM51 118H52V116H51ZM112 118V117H111ZM114 118H116V117H114ZM129 119L130 120V122H129V120L127 121L126 119ZM246 118V117H245ZM250 118V117H249ZM3 119H2V121H3ZM17 119V118H16ZM24 119V118H23ZM39 119L41 120L42 118L41 117H39ZM70 121H69V120ZM157 119V120H156ZM253 119H254V117H253ZM264 119V118H263ZM7 120H8V118H7ZM18 120V122H21V121H19V119H17ZM35 120H36V118H35ZM49 120V119H48ZM53 120V119H52ZM59 120V119H58ZM57 120V121H58ZM112 120H114L113 118H112ZM124 122H123V121ZM150 120V119H149ZM167 120H168V122H167ZM248 120V119H247ZM255 120H257V118H255ZM256 121V122H258V124H260V123H262L263 122V124L262 125H264V120H259V121ZM1 120H0V122H2ZM13 121V122H14ZM28 121V120H27ZM43 121H41V123L40 122H38V120H37V122L39 123L38 125L40 126V127H38L37 126V128H39V129H41L40 131L41 132H44V131H46L47 130V126H46V128L44 127L45 126V124L47 125L48 123H44ZM49 121H51V120H49ZM71 121H73V122H71ZM144 121V120H143ZM146 121H148V120H146ZM169 121H170V123H169ZM179 121V122H178ZM262 121V122H261ZM9 122V121H8ZM23 122H25L24 120H23ZM36 122V123H37ZM59 122V121H58ZM109 122H111L110 120H109ZM129 122V123H128ZM137 122H139V124L137 123ZM151 122V123H152ZM156 122V123H155ZM161 122V123H162ZM4 123H5V121H4ZM27 124H28V122H26ZM49 123H51V122H49ZM149 123V122H148ZM147 123V124H148ZM149 124V127H150V125H152V124ZM254 123V122H253ZM9 124V123H8ZM14 123H12V125H13ZM20 124V123H19ZM40 124H42L43 125V127L45 128L44 130H42L43 129V127L40 125ZM16 125H18V123L16 124ZM21 125V124H20ZM23 125H24V123H23ZM31 125H32V123H31ZM31 125H28L29 127H28V129H29V131L30 130H32V128L34 127L33 125V127L31 126ZM49 125V124H48ZM50 125H54L53 123L52 124H50ZM56 125V124H55ZM89 125V124H88ZM115 125V124H114ZM152 125V126H153ZM161 125V124H160ZM164 124L162 123V125L161 126H163ZM208 125H217V126H219L220 128H221V151H222V161H209V162H195V163H186L185 161H184V156H183V145H184V141H185V138H186V131H187V129H189L190 127H195V126H208ZM0 126H1V123H0ZM15 126V125H14ZM113 126V125H112ZM123 126V127H122ZM129 127H130V125H128ZM257 126V125H256ZM16 127V126H15ZM19 127V126H18ZM21 127H24V126H21ZM42 127V128H41ZM107 127V128H106ZM121 127V128H120ZM136 127V128H137ZM176 127H177V129H176ZM5 128V127H4ZM17 128V127H16ZM24 128H26V126L24 127ZM23 128V129H24ZM111 128V129H110ZM133 128V127H132ZM152 128V129H153ZM7 129V128H6ZM27 129V128H26ZM27 129V130H28ZM109 129V130H108ZM159 129V130H158ZM11 130V129H10ZM84 130V131H83ZM93 130V129H92ZM255 130V131H254ZM3 129L1 130L0 129V133H1V136H2V134H3ZM23 131V130H22ZM21 131V132H22ZM26 130H24L23 132H25ZM48 131V130H47ZM91 131V130H90ZM109 131H115L114 132V134L113 133H111L112 134V136H110L111 134L109 133ZM117 131V132H116ZM128 131H129V133H128ZM139 131H140V133H139ZM162 133V134H160V132ZM174 131H176V133L175 134H177V137H174L175 136V134H173L174 133ZM11 132V131H10ZM14 132V131H13ZM40 132V133H41ZM94 132V131H93ZM108 132V134L106 135V133ZM16 132H14V134H15ZM38 133V132H37ZM47 133H49V131L47 132ZM52 133H49L50 134V136H51V134ZM118 133V134H117ZM142 133V134H141ZM159 133V134H158ZM257 133V134H256ZM262 133H264V130H263V132ZM11 134H13V133H11ZM13 134V135H14ZM39 134V133H38ZM43 134V133H42ZM116 134V135H115ZM142 135L143 137H139L140 135ZM257 136H256V135ZM10 135V133H9V131H8V136ZM12 135V136H13ZM15 135H17V133L15 134ZM15 135H14V139L16 138L15 137ZM20 135V134H19ZM18 135V136H19ZM23 135V133H21V135L20 136H22ZM31 135V134H30ZM44 135V134H43ZM91 135H92V132H91ZM116 136V137H113V136ZM120 135H121V138L123 139V137H128L129 136V138H127V140H129V142H130V145H129V142L125 139V141L123 140L122 141V139H119L120 138ZM264 135V134H263ZM0 136V137H1ZM4 136H7V133H6V131L4 132V134H3V137L1 138V139H3V140H5V137ZM24 136V135H23ZM21 137V138H23V139H21L22 141H25V137H26V134H25V137ZM31 136H34V135H31ZM39 136H40V134H39ZM39 136L37 137V138H39ZM130 136H133L134 137V139L136 138L137 140H132L131 138H130ZM261 136H262V134H261ZM10 137V136H9ZM49 137V136H48ZM47 137V138H48ZM115 138V141L114 140H111V139H113V138ZM138 137L140 138V140H138ZM174 137V138H173ZM256 137V138H255ZM18 138H20V137H17L16 138V140H18ZM27 138V137H26ZM29 138V137H28ZM46 138V137H45ZM110 138V139H109ZM32 139V138H31ZM40 139V138H39ZM39 139H38V141H39ZM42 140H43V138H41ZM144 139V140H143ZM259 141V143H261L262 145H259V143H257L256 141L257 140ZM3 140H1V142L0 143H2V141ZM9 140V139H8ZM12 140H13V138H12ZM16 140H14V142L16 141ZM29 140H30V138H29ZM142 140V141H141ZM152 140V141H151ZM158 140V141H159ZM21 141V142H22ZM32 141V140H31ZM37 141V140H36ZM51 141V140H50ZM58 141V142H57ZM117 141V142H116ZM132 141H133V143H132ZM154 141V142H153ZM6 142H8L7 140H6ZM5 142V143H6ZM10 142V141H9ZM18 141H16L15 143H17ZM21 142H19V143H21ZM26 142V141H25ZM30 142V141H29ZM29 142H27V143H29ZM43 142H45L44 140H43ZM61 142V143H60ZM116 143L113 147H119V149L121 148V149H123V147H125L124 149H126L127 150V153H128V155H125V154H127V153H125V152H122L121 150H120V161H121V164H120V162L118 161V160H116V158L114 157L116 154H115V152H118V150H112L111 151V146H110V144H112V143ZM126 144H125V143ZM163 142V141H162ZM162 142H160L161 144H163ZM32 143H33V141H32ZM40 143V144H39ZM60 143V144H59ZM122 143H123V146H122ZM128 143V144H127ZM132 143V144H131ZM147 143V142H146ZM257 143V144H256ZM3 144V143H2ZM24 144H26V143H24ZM23 144V145H24ZM35 144V139H34V143H33V145ZM92 144V145H91ZM120 144V145H119ZM135 144V145H134ZM137 144V145H136ZM153 144L154 145H156V146H153ZM177 144V145H176ZM8 145V144H7ZM7 145H5L6 147H9V146H7ZM11 145V144H10ZM15 145V147L16 146H18V143L17 144H14ZM21 145V144H20ZM27 145V144H26ZM30 145H31V143H30ZM30 145H28V146H30ZM37 145V144H36ZM36 145H34L35 146V148H37V146ZM61 145V146H60ZM89 145H91L90 146V149L91 148H93L92 149V153H94V155L92 156V157H95V160H96V163H94V164H96V166H94V171L93 172H91L92 171V168H90L91 170L89 171V172H91V173H89V174H93V177L94 178H91L92 180H86V179H88V178H90V175H87L88 173H86V170L84 171L85 173H86V175H85V177L84 176H82V175H79V177L81 176V178L83 179V177L85 178V180H86V183H89V184H91L92 183V185H91V195L89 196V195H86V196H89V197H91V199L89 198V200L86 198V196L84 195V194H82V195H80L79 193L80 192H82L81 190L83 189V188H80V187H78V184H73L71 181H75L76 182V179H75V177H77V178H79L78 176H77V174H76V176L74 177V176H72V174H71V172H69L70 170L72 171V172H74V174H75V171H78V168L81 166V161L80 160H82V159H80V158H83V157H87L86 158V160H87V162H88V160L90 161V158H91V156L89 155L90 153H89V151H88V149H87V147H89ZM113 145V144H112ZM126 145V146H125ZM132 145V146H131ZM143 145H145V144H143ZM170 145H172V148H173V144H170ZM254 145H255V147H257L258 145V148L257 149H254L255 147H254ZM13 146V145H12ZM25 146V145H24ZM47 146L45 147V148H47ZM59 146V147H58ZM6 147H4V149L6 148ZM23 147V146H22ZM26 147V149L28 150V147L27 146H25ZM135 147V148H134ZM10 148V147H9ZM11 148H14V147H11ZM24 148V147H23ZM30 148V147H29ZM37 148V149H38ZM48 148H50V147H48ZM131 148V152L129 153V149ZM134 148V149H133ZM148 148V149H149ZM159 149H160V147H158ZM162 148H164V146H161V149ZM166 148H168L167 146H166ZM1 149V148H0ZM2 149H3V147H2ZM18 150L20 149V148H17ZM16 148L15 149H13L12 151H14V150H17ZM25 149V148H24ZM25 149V150H26ZM51 149V148H50ZM87 149V150H86ZM133 149V150H132ZM157 150V151H162V150ZM168 149H170L171 150V147L170 148H168ZM5 150H7V149H5ZM5 150H1V153H3ZM21 150H22V148H21ZM25 150H22V154H24L23 152H25V156L27 155L26 154V151ZM36 150V149H35ZM95 152H94V151ZM136 150H138V151H136ZM153 150V153H152V156L150 155L151 154V152H148L149 153V156H147L148 155V153L146 154V160H145V162H144V164H145V166H147V164H148V168H149V161L147 160V157L149 158V160H151V158H153V159H155V158H157V156L155 157V153L157 154H159V152H155L154 153V149H152ZM151 150V151H152ZM143 151V150H142ZM164 151V153H163V156H164V154L165 153H167V154H165V158H167V155L169 154V152H167V150H163ZM256 151L258 152V153H256ZM6 152V151H5ZM5 152L3 153L4 155H3V160H5ZM11 152V151H10ZM10 152H7L6 153V155L7 154H9ZM21 152V151H20ZM134 152V153H133ZM136 152V153H135ZM17 153H19V152H17ZM43 153V154H42ZM87 153V154H86ZM122 153H124L123 155H125L126 156V158L124 159L123 157H122ZM133 153V157H131V154ZM161 153V154H162ZM12 154V153H11ZM15 154V153H14ZM19 154H21V153H19ZM21 154V155H22ZM135 154V155H134ZM136 154H139V156L138 155H136ZM2 154H0V156H1ZM17 155V154H16ZM20 155V156H21ZM34 155V156H33ZM20 156H18V157H20ZM44 156H48L47 154H45ZM154 156V157H153ZM172 156V157H173ZM179 156V157H178ZM15 158H17L16 156H14ZM31 157V156H30ZM29 157V158H30ZM129 157V158H128ZM136 157V158H135ZM151 157V158H150ZM161 156H159V158H160ZM168 157H170V159H169V161L171 160V155L169 154V156ZM15 158L14 159H12V160H14L15 161ZM22 158V157H21ZM21 158H19V160H24V159H21ZM34 158V159H33ZM177 158H180L181 159V162H180V159H177ZM2 159V157L0 158V160ZM8 159V158H7ZM55 159V160H54ZM114 159H115V161H117L118 162V166H120V167H122L123 168V174H117L116 176H115V172H117V171H119L118 170V168H114L115 166H116V162H115V165H113L114 164ZM126 159H127V161H126ZM135 159H137L136 161H135ZM140 159V158H139ZM3 160H1V161H3ZM25 160H24V162H25ZM91 160L93 161L94 159L93 158H91ZM122 160L124 161V163H122ZM141 160V159H140ZM160 160H162L161 158H160ZM31 162V163H34L35 164V162ZM53 161V162H52ZM83 161V160H82ZM163 161V160H162ZM162 161H160V163L162 164L163 162ZM172 161V160H171ZM7 162H12L11 161V158L10 159H8L7 160ZM23 162V163H24ZM52 164H51V163ZM84 162V161H83ZM87 162H86V164H87ZM94 162V161H93ZM126 162V163H125ZM152 163H155V164H157V167L155 166H153L154 168H156L157 170H155V172L156 171H158V169L159 170H161V172H162V170H167V169H165V167L164 166H162L161 168H160V166H159V164L160 163H158L159 161L156 159V161L154 160V162H153V160L151 161ZM157 162V163H156ZM14 163H16V162H14ZM14 163L12 164L13 166H14V168L16 169V167H15V165H14ZM22 163V162H21ZM92 163V162H91ZM135 163V164H134ZM152 163H150V165H152ZM1 165L3 164V163H0ZM5 164H7L6 162H5ZM5 164H3V165H5ZM17 164V163H16ZM25 164V163H24ZM33 164V166H37V169H40V168H38V165H34ZM50 164V165H49ZM54 164V166H52ZM85 164V163H84ZM83 164V165H84ZM106 164H107V166H106ZM123 164H124V166H123ZM163 164H166L167 165V167L169 168L170 167V164H169V162L167 161H164V163ZM11 165V166H12ZM18 165V164H17ZM16 165V166H17ZM92 164H90V166H91ZM122 165V166H121ZM134 165V166H133ZM165 165V166H166ZM9 166H10V163H9ZM12 166V167H13ZM26 166V165H25ZM30 166V165H29ZM89 166V167H90ZM110 166H111V168H110ZM113 166V167H112ZM128 166H129V168H128ZM144 166V165H143ZM2 167V166H1ZM7 167H8V164H7ZM52 167H54V168H52ZM59 167V168H58ZM109 167V168H108ZM126 167H127V171L125 170L126 169ZM164 167V168H163ZM42 168H44V167H42ZM42 168H41V170H37L35 167L33 168L34 170L36 169L38 172L40 171V174L41 175H43L42 173H45V172H41V171H44V170H42ZM81 168H84L85 169V167H82L81 166ZM88 168V167H87ZM86 168V169H87ZM199 169L201 172H202V174H203V183L200 185V186H194V185H192L191 184V182H190V179H189V176H190V172H191V170H193V169ZM1 169V168H0ZM6 169V168H5ZM8 169V168H7ZM9 169H10V167H9ZM8 169V170H9ZM32 169V168H31ZM32 169V170H33ZM57 169V170H56ZM113 169V170H112ZM130 169V170H129ZM172 169V170H171ZM3 170H4V168H3ZM3 170H1V172L3 171ZM7 170V171H8ZM26 171L28 170V168L27 169H25ZM24 170V177H25V171ZM29 170H30V168H29ZM48 170H50V169H48ZM56 170V171H55ZM89 170V169H88ZM129 170V171H128ZM181 170L183 171V174H184V178L182 179V181L184 180V182H185V184H181L182 186H184V188L182 187V186H179L180 185V180H181V178L179 177V176H177V175H180L179 173L181 172ZM31 171V170H30ZM36 171V172H37ZM79 171H80V169H79ZM78 171V172H79ZM126 171V172H125ZM135 171V172H134ZM176 171H179L178 172V174H176V175H173V174H175V172ZM0 172V173H1ZM47 172H49V171H47ZM56 172V173H55ZM64 172V173H63ZM77 172V173H78ZM82 174L84 173L83 172V169H82ZM174 172V173H173ZM6 173V171H4V175H6L5 174ZM29 173V172H28ZM32 173H33V171H32ZM117 173H119V172H117ZM127 173V174H126ZM130 173H132V174H130ZM134 173H136V174H134ZM170 173H171V175H170ZM7 174H10V173H8L7 172ZM30 174V173H29ZM39 174V175H40ZM70 174H71V177H70ZM113 174V175H112ZM133 177H131L130 175ZM157 174H159L160 175V172L158 171L157 172ZM157 174H155L156 175V177L158 176ZM162 174V173H161ZM34 175V177L32 178V177H30L29 179L30 180H35L34 178H36V179H38L37 177H35V175H36V173H34L33 174ZM32 175V176H33ZM45 175V174H44ZM47 175V174H46ZM45 175V176H46ZM109 175V176H108ZM135 175V176H134ZM28 176V175H27ZM48 176V175H47ZM44 177V178H46L44 181H46V182H49L48 180L49 179H47L48 177ZM64 176H66V177H64ZM87 176V177H86ZM112 176V177H111ZM113 176H114V178H113ZM153 176V175H152ZM161 176V175H160ZM174 176L177 178V180H175L176 178H174ZM11 177V176H10ZM29 177V176H28ZM71 178V180H70V178ZM74 177V178H73ZM103 177V178H102ZM110 177V178H109ZM154 178H156L155 176H153ZM173 177V178H172ZM0 178H2L1 176H0ZM6 178H7V175H6ZM65 178H69V179H67V180H70V182H64V180H65ZM80 178V179H81ZM99 178V183L100 184H102L103 185V183H101L100 182V178L104 181V186L102 187L101 185V187H102V189L103 188H107L106 190L107 191H109V193L107 194V195H103L102 193H107L106 192V190L104 189L103 190V192L101 193V191H102V189H101V187H99L98 185V181L96 182V180ZM128 178V179H127ZM149 178V177H148ZM147 178V179H148ZM157 178H160V177H157ZM157 178L156 179H152V180H155L156 182L158 181L159 182V179L157 180ZM178 178H179V180H178ZM8 179H6V180H8ZM25 179H27L26 177H25ZM81 179V180H82ZM129 179H130V181H129ZM141 179H143V177L141 178ZM151 179V178H150ZM162 179V178H161ZM168 179H169V177H168ZM5 180V181H6ZM132 180V181H131ZM164 179H162V181H163ZM3 181H4V179H0V182L3 184ZM4 181V182H5ZM66 181V180H65ZM73 181V182H74ZM83 181H84V179H83ZM93 181V182H92ZM115 181H117V180H115ZM120 181H121V179H120ZM142 181V180H141ZM154 181V182H155ZM165 181H167L166 179H165ZM117 182H119V181H117ZM0 183V184H1ZM8 183V182H7ZM17 183V184H16ZM22 183V184H21ZM29 183V182H28ZM64 183H66V185L64 184ZM68 183V184H67ZM84 183V182H83ZM86 183H84V184H86ZM97 185H96V184ZM105 183H106V186H105ZM112 183V184H111ZM142 183V182H141ZM150 183H151V181H150ZM161 183V182H160ZM177 183H179L178 185H177ZM252 183H253V185H252ZM35 184H32V185H35ZM88 184V185H89ZM108 184V185H107ZM149 184V183H148ZM114 185V186H113ZM153 185H155V184H153ZM164 185V184H163ZM250 185H252L251 187H250ZM264 185V184H263ZM1 186V185H0ZM7 186V184L5 183V187ZM38 186V187H37ZM87 186V185H86ZM113 186V187H112ZM126 186V185H125ZM179 186V189L182 187V189H184V192H183V196H182V194L180 193V192H178V193H180L181 195H180V197H178V195H177V187ZM219 186H222V189H219ZM4 186H3V188H5ZM36 187H37V189H36ZM127 187H129L128 185H127ZM252 188V190H250V188ZM9 188V187H8ZM117 188V189H116ZM130 188V187H129ZM135 188H138V187H135L134 186V188H131L134 192H136L135 191ZM151 188V187H150ZM26 189V188H25ZM26 189V190H27ZM119 189V190H118ZM141 189V188H140ZM179 189H178V191H179ZM264 188L262 187V190H263ZM9 190V189H8ZM38 190V191H37ZM46 190V191H45ZM101 190V191H100ZM116 190V191H115ZM252 191L251 192V194H250V191ZM259 190V189H258ZM13 191V190H12ZM11 191V192H12ZM15 191V190H14ZM13 191V192H14ZM29 191L31 192V190L29 189ZM105 191V192H104ZM180 191H182L181 189H180ZM247 191H249V192H247ZM260 191H261V188H260ZM28 191H26V193H27ZM84 192H86L85 191V189H83V193ZM253 192H255V194H253ZM2 193V192H1ZM23 193H25V191L23 192ZM171 193V192H170ZM247 193V194H246ZM177 196H176V195ZM261 194L262 195H260L261 197H263V195H264V193L261 191ZM124 195V196H123ZM131 195V196H130ZM138 195H140V196H142V193L140 194V192H139V194ZM168 195V194H167ZM249 196L248 198L246 197V196ZM250 195H251V197H250ZM253 195V196H252ZM182 196V197H181ZM258 196V195H257ZM1 197V196H0ZM36 197V198H35ZM21 198V197H20ZM31 198V197H30ZM251 198V199H250ZM259 198V197H258ZM6 199V198H5ZM4 199V200H5ZM56 200V199H58L59 201H62V204L60 203V207H55V206H53V204H51L52 203V200ZM120 199H121V201H120ZM127 199H126V201H127ZM264 199V198H263ZM16 200V202L18 201L17 199H15ZM141 200L142 199H140V201H138V204L136 203V206H137V208L136 209H139V205H140V203H141ZM162 200V199H161ZM250 200V201H249ZM251 200L254 202L253 204L254 205H252V202H251ZM123 201V202H122ZM247 201H249V202H251L250 204H251V206H248L247 205V203L249 204V202H247ZM264 201V200H263ZM140 202V203H139ZM4 203V202H3ZM11 203H12V201H11ZM21 203V204H20ZM26 203V202H25ZM33 203H36V205H34ZM85 204H87V208L89 209V211L87 210V208L85 207ZM89 204V205H88ZM263 205H264V202L262 203ZM260 205V206H262V208H261V213H264V212H262V210H263V205ZM34 205V206H33ZM258 206H259V202H258V204H257ZM120 206V207H119ZM135 206V207H136ZM139 206V207H138ZM151 206V205H150ZM163 206V205H162ZM248 206V207H247ZM118 207L119 208H121L120 210L118 209ZM124 207V208H123ZM176 207H177V211H178V213L180 214V209H178V206L176 205ZM182 207V208H183ZM249 208L250 209V211H249V209H247V208ZM251 207V208H250ZM257 207V206H256ZM10 208V207H9ZM147 208V207H146ZM153 208V207H152ZM155 208V207H154ZM165 208V207H164ZM172 208H174V207H172ZM258 208V207H257ZM129 210V214H128V210ZM117 210H119V211H121V213L124 211V214H123V218H120V217H122L121 215H120V212H117ZM140 210V209H139ZM143 210V211H142ZM146 211V209H144V208H142L141 209V211H142V214L144 213V215H145V218H144V221L146 220V218L147 217H149V215H147L148 214V212H147V214H145V211ZM236 210H237V216H238V218H233V217H237L236 216ZM149 211V214L151 215V210H148ZM251 211H252V213H251ZM254 211H255V208H254ZM126 212V213H125ZM234 212H235V214H234ZM240 212H241V214H240ZM245 212V213H244ZM119 213V216H117V214ZM225 214L226 216L224 217V215H222V214ZM229 213V214H228ZM140 214V213H139ZM138 214V215H139ZM142 214H140V216H139V218L141 217V215ZM172 214V213H171ZM228 214V215H227ZM233 214H234V216H233ZM240 216H239V215ZM251 214V215H250ZM158 215V214H157ZM183 215V214H182ZM185 215V214H184ZM233 216V217H231V216ZM249 215H250V219H249ZM256 215H258V216H261L260 214H256ZM137 216V215H136ZM135 216V217H136ZM153 216H155V214H153ZM152 215H151V217H153ZM186 216H185V219H187L186 218ZM221 216H223V218L225 219V222L223 221V219H221ZM227 216H230V217H227ZM242 216V218L243 219H241L240 217ZM151 217H149L150 219H151ZM159 217V219H160V216H158ZM180 217V216H179ZM260 218V217H259ZM120 219H122V220H124L123 222H122V220H120ZM138 219V218H137ZM142 219V218H141ZM181 219V218H180ZM183 219H184V217H183ZM194 219H198V221H199V219H200V223H203V225L202 224H198L197 223V225L195 226V224H193L192 225V223H191V220L192 221H194ZM202 219V220H201ZM228 219H230V220H228ZM231 219H238V221L236 220H234L235 222L233 223V220H231ZM239 219H241V220H239ZM125 220H126V222H125ZM155 220H156V218H155ZM175 220V219H174ZM221 220V221H220ZM227 220L228 221H230L231 222V224H229V222L227 223ZM257 220V219H256ZM139 221L140 222H142L143 223V221L142 220H140L139 219ZM138 221V222H139ZM183 221V220H182ZM187 220H185V222H186ZM195 221H197V220H195ZM241 221V222H240ZM254 221V222H253ZM119 222V223H118ZM163 224L165 223V222H163V221H161ZM225 223V224H223V223ZM237 222H238V224H237ZM126 223V224H125ZM152 223V222H151ZM178 223V222H177ZM150 224V223H149ZM149 224H144V229L146 230L147 228H148V226H150ZM167 224H168V222H167ZM180 224H181V222H180ZM184 224H186V223H184ZM229 226H228V225ZM123 225V226H122ZM125 225V226H124ZM138 225H139V223H138ZM142 225V224H141ZM146 225H147V227H146ZM177 225H179V224H177ZM231 225V226H230ZM257 225V226H256ZM128 226V225H127ZM134 226V225H133ZM263 226V227H262ZM124 227V228H123ZM163 227V226H162ZM181 228H182V226H180ZM155 228V227H154ZM167 228V227H166ZM133 229H134V227H133ZM160 229H161V227H160ZM173 229V228H172ZM188 229V228H187ZM156 230H158V229H156L155 228V231ZM167 230H168V232H170L169 231V226H168V228H167ZM257 230H259V231H257ZM119 231H121V233H119L118 234V232ZM149 231V230H148ZM154 231V230H153ZM164 231V230H163ZM173 231V230H172ZM187 231V230H186ZM131 232H132V230H131ZM160 232H162V231H160ZM188 232H190L189 230H188ZM188 232H186V233H188ZM263 232V233H262ZM151 233V232H150ZM176 232H174V236H177V238H178V235H176L175 234ZM260 233H262L261 235H260ZM117 234L119 235V237L117 236ZM179 234H180V232H179ZM139 235V234H138ZM148 235H150V234H148ZM161 235H162V233H161ZM163 235H165L164 236V238H166V234H163ZM172 234L170 233V236H171ZM257 235H259L260 237L259 238H255V237H257ZM157 236H158V239L160 240V238L159 237H161L162 238V236H160V233L158 234L157 233ZM174 236L172 235V237H173V239H174ZM192 236V235H191ZM147 237V236H146ZM167 237H168V235H167ZM127 238V237H126ZM135 238V237H134ZM157 238V237H156ZM176 238V239H177ZM181 238H182V236H181ZM189 238H190V235H189ZM254 238V239H253ZM168 239V238H167ZM172 238H170V240H171ZM179 239V238H178ZM257 241H256V240ZM258 239H259V241H258ZM157 240V239H156ZM159 240H157V241H159ZM162 240V239H161ZM252 240H254V241H256V242H251ZM163 241V240H162ZM172 242H173V240H171ZM190 241V240H189ZM261 241V242H260ZM164 242V241H163ZM175 242V241H174ZM180 243H181V241H179ZM209 242V243H208ZM251 242V244H253V243H255L256 244V246H254V248H252L253 247V245H249V243ZM259 242V243H258ZM188 243V242H187ZM191 243V242H190ZM124 244H125V246H124ZM143 244H144V242H143ZM155 244V243H154ZM164 244H166L165 242H164ZM176 244H177V242H176ZM179 244V243H178ZM202 244H201V246H202ZM254 244V245H255ZM159 245V244H158ZM173 245V244H172ZM180 245V244H179ZM182 245V244H181ZM189 245V244H188ZM191 245H192V243H191ZM248 245H249V247H251V248H249L248 247ZM258 245H260V246H258ZM154 246V245H153ZM161 246H162V244H161ZM166 246V245H165ZM164 246V247H165ZM173 246H175V245H173ZM263 246V247H262ZM129 247V248H128ZM158 247H160V245L158 246ZM178 247V246H177ZM176 247V248H177ZM180 247V246H179ZM136 248H137V246H136ZM166 248V247H165ZM164 248V250H166ZM171 248V247H170ZM203 248V247H202ZM206 248V247H205ZM205 248H203L202 250L203 251H205L206 249ZM257 248V249H258ZM263 248V250H261ZM127 249V250H126ZM158 249V248H157ZM156 248L154 249V250H157ZM160 249V248H159ZM162 249V248H161ZM172 249V248H171ZM134 250V249H133ZM168 250V252L170 251V249L168 248L167 249ZM166 250V251H167ZM179 250V249H178ZM177 250V251H178ZM200 251V252H202V254H203V251ZM212 250V249H211ZM214 250V249H213ZM153 251V250H152ZM161 251V250H160ZM172 251V250H171ZM174 251H175V248H174ZM250 251V252H251ZM192 252V251H191ZM251 252V253H252ZM261 252V256H260V253ZM140 252H138L137 254H139ZM205 253V252H204ZM127 254V255H126ZM154 254V253H153ZM172 254V253H171ZM179 254V253H178ZM187 254V256H188V253H186ZM201 254V255H202ZM253 254H254V252H253ZM159 255V254H158ZM168 255V254H167ZM170 255V254H169ZM180 255V254H179ZM236 255V256H235ZM244 255V256H243ZM246 255V256H245ZM255 255V254H254ZM154 256V255H153ZM162 256H164V255H162ZM204 256H207V255H204ZM233 256H235V257H233ZM252 257H253V255H251ZM151 257V256H150ZM150 257H148V258H150ZM173 257V256H172ZM180 257V256H179ZM203 257V256H202ZM221 256H219V258H220ZM245 257H248V258H245ZM251 257V258H252ZM159 258V257H158ZM238 258V257H237ZM254 258V257H253ZM233 259V261H231V262H233V263H230V264H234L235 262L234 261H236V260H238V259ZM241 259H239L240 261H241ZM245 259L247 260V261H245ZM257 259V258H256ZM194 260L196 261L197 260V258H194ZM255 260V259H254ZM263 260H261V262L263 261ZM167 261V260H166ZM173 261V260H172ZM180 261V260H179ZM245 261V262H244ZM249 261H251V260H249ZM151 262V263H150ZM159 262V261H158ZM170 262V261H169ZM182 262V261H181ZM189 262V261H188ZM202 262V261H201ZM208 262V261H207ZM222 262H223V259H222ZM239 262V261H238ZM257 262V261H256ZM261 262H259L260 264H262ZM171 263V262H170ZM173 263H175V262H173ZM179 263V262H178ZM190 263V262H189ZM220 263H221V261H220ZM219 263V264H220ZM226 263V262H225ZM228 263V262H227ZM236 263H237V261H236ZM240 264H242L241 262H239ZM166 264V263H165ZM191 264H192V260H191ZM196 264V263H195ZM200 264V263H199ZM204 264H205V262H204ZM222 264V263H221ZM238 264V263H237ZM257 264V263H256ZM263 264H264V262H263Z\"/></svg>",
	"mask_w": 264,
	"mask_h": 264
},
{
	"label": "rangeland",
	"instance_id": "374dc122",
	"mask_svg": "<svg viewBox=\"0 0 264 264\" xmlns=\"http://www.w3.org/2000/svg\"><path fill=\"white\" fill-rule=\"evenodd\" d=\"M42 2L44 1V0H41ZM227 18V17H226ZM232 18V17H231ZM249 18V17H248ZM229 19V18H228ZM234 19V18H233ZM224 20V19H223ZM235 20V19H234ZM249 20H250V18H249ZM169 21H171V20H169ZM237 21H239L238 19H237ZM150 21L149 20H147L146 22L144 21V23H145V30H147V29H149V30H151V27L152 28H154V25H153V21H152V24H151V22L149 23ZM220 22V21H219ZM231 22H234L233 20H229V28H231L232 30H230L231 32H228V34H226L228 37H226L225 36V33H226V31L225 30H227V28H226V25H225V27H224V31L222 32L223 33V35H224V39H225V41L224 40H222L221 41V38H216L215 39V37L216 36H218V34H219V31H222V29H221V25H218V34L216 35V36H214L213 35V37L214 38H212V39H214V40H218L217 42H216V44L214 43V40H212V42H211V40L209 39V38H207V40L205 39V41H203L204 42V44H202V43H200L201 41H199L198 43H199V47L196 49L197 50V52L195 51V53L196 54H193L194 56L192 57H190V58H192V60H193V62L192 61H190L187 57H189V56H187L186 54H184L183 53V55H181V56H178L179 58V61H177L178 59H177V57H176V59L175 58H173V60L174 61H176L175 63H174V66L172 65V59H169V60H167V59H163L164 61L166 60V61H168V62H170V63H167L166 61L164 62L163 60V62L164 63H162V64H164V65H167V64H169V65H167L166 67H168V68H166V70H163L162 72H163V75L165 74V76H166V80L167 79H169V78H171V79H174V77L176 78V79H181V78H183L184 77V81L186 80V84H185V86H187V85H189V86H187L188 88H186L185 86H183V93L184 94H181L180 96H176V97H172L170 94H172V93H168V95H169V97L167 96V95H165V97L161 100V99H159L158 98V100L155 98V99H153L152 97H150L149 99H148V96H147V98H145L143 95H141V96H143V97H141V96H135V98L137 97V99L135 100V98H134V95H133V97H131V99H133V100H135V101H130V103H126L127 105L129 104L130 106H132V109L133 108H135V107H138V108H140V112H142V107L140 106V103L141 104H143V103H145V106H146V108H147V110L146 109H144V110H146V113L144 114H142V113H139V111L137 110V108H136V111H138L137 113L138 114H136V113H131V115L133 114V115H135V116H138L139 118V121H140V123H142L141 125L142 126H140V127H137V126H131V124H128V125H130V127L127 125V127H125V128H123L122 129V133H123V131H127V130H131V132L129 133V131H128V133L129 134H131V135H133V136H137V132H138V130H140V131H144L143 132V135H144V133H145V138H147V140H146V142H144V141H142V142H140V141H134V142H136V143H140V144H142V146L144 147H146L147 145H149L150 144V146H151V144L152 143H150V138H152L151 136H153V134H152V130H154V126H156V128L155 129H157V128H162L163 129V131H165V133H167L168 131H166V129H168V128H165L166 127V125H165V123H166V119H165V123L164 122H162L163 121V117H165V116H163L162 117V119H160V120H158V121H161L164 125L163 126H161L162 125V123L160 122V123H156V124H159V125H153V122H152V120H151V118H155L154 116H151V113H157V115H159L160 114V112H165L166 113V111H167V109H165V108H163V106L165 107V105H167L168 106V103L169 104H172L171 106H172V108H170L171 109V112H175V115H174V117H175V120L173 121V123L172 124H169L168 126H171L172 125V127H174V124L176 123V121H177V119L179 118L180 120H181V118H180V113H179V111L180 110H182V109H187V108H189L190 110L192 109V107H194V106H200V108H203V109H207V108H213V105L212 104H214L215 106H216V108L217 109H221L222 110V104H223V107L225 108L224 110H226L227 108H229V109H231V108H233V109H231V111H234V112H236V113H238L239 111H240V117H242L243 116V119L246 121V122H249V119H252L253 121H251L249 124H247V127L249 126L250 128H252V130L253 129H255L254 131L255 132H257V130L258 131H260V130H262V131H260V136H257L256 134V136H257V138L259 137H263L262 138V140H264V133H262L263 132V130H264V125H262L263 124V122L262 123H260V124H258V122H256L257 120H258V118H259V116H256V114L257 115H260V119L259 120H264L263 118H264V116H263V118H262V115H264V102H263V100H264V53H263V51H264V43L263 44H261L260 46H257L258 45V42L256 41V40H258V39H256L257 37L255 36H253L252 37V39L250 38V37H246V36H248V32L247 33H245V35L246 36H244V34H243V36H241V38H243V39H240L239 38V36H238V31L237 30H239L240 32H241V30H246V28H247V26H246V24H245V28H244V26L243 27H241V29H237V26H236V28L234 29V25H233V23H231ZM256 22V21H255ZM215 23H217V22H215ZM227 23V22H226ZM234 23H236V22H234ZM243 23V22H242ZM251 23H254L252 20H251ZM142 24V23H141ZM149 24V25H148ZM151 24V25H150ZM220 24V23H219ZM237 24H239V23H237ZM256 24H257V22H256ZM130 25V24H129ZM140 25V24H139ZM255 25V24H254ZM258 25H259V22H258ZM258 25H256L255 27L256 28H258ZM143 26V24L141 25V27L143 28L144 27ZM215 26V25H214ZM130 27V26H129ZM136 27H139V26H134V28L135 29H137ZM131 28V27H130ZM129 28V29H130ZM240 28V27H239ZM255 28V29H256ZM139 29V28H138ZM221 29V30H220ZM237 29V30H236ZM248 29H250L251 30V28H249V26H248ZM253 29H254V27H253ZM195 30H196V28H195ZM133 31V30H132ZM121 32V31H120ZM131 31H122V33H124V34H126V36H127V38L125 37V36H122V35H117L116 36V38L114 39L113 37H111V39L112 40H114V42H116V43H113V45H111L110 43H107V42H110V41H112V40H110V36L109 37H107V36H105L104 38L105 39H109V41H108V39H107V41H106V43H107V45L105 44V41L103 42L102 41V39H104L103 38V36H99V37H97L96 39L95 38H91V36L92 37H95L94 35H91V36H84V39L87 37V40L88 41H86V39H85V41H86V43L88 42V45L87 46H85L84 45V43L85 42H83V40H80V39H78V37L79 38H81V39H83V35H76V40L78 39L81 43H79V44H82V45H84L83 47L85 48H81L82 47V45H80L79 46V44H78V42L76 41V40H74L75 42H77V46H75V44H74V49L72 50L73 51V53H72V51H70L69 52V50H71V48H73V47H70L69 46V44L67 43V42H64L63 44L61 43L60 45L59 44H51V45H54L55 46V49H56V51H55V49H54V47L52 48L49 44H46L45 46V48H44V46H43V44H40V42H39V40L41 41V38H45L44 36H40V38L39 37H37V36H29V37H24V36H22V37H24L25 38V41H23L24 42V44H23V47H27L29 44H27V45H25V42L27 43V42H29L31 39H33V40H35L37 43H36V46L35 45H33V46H35L36 47V49H37V47L39 48H43L44 50H45V53H46V55H48L49 56V54H51L50 56L52 57V56H54L53 58H48V57H42L41 55H39L40 57H42L41 58V60L39 59V60H37V58H35L34 60H35V62H36V64L37 63H42L43 65H52V63H51V61H49L50 59H52V61H54V59H55V57L56 56H58V59H59V61H58V59H56L55 61L57 62L56 64H54L53 66H54V68H57V69H59V71H57V72H59V73H57V72H54V73H51V74H48L49 76L50 75H52V74H54V75H52L53 77L54 76H56V80L58 79L59 81H62L63 82V79L61 80V77H62V75H60L61 73H63V72H65L66 71V73H64L67 77L69 76V77H74V76H76V77H74L75 78V80L76 79H78L79 81H80V79H82V81H83V83L85 84L86 83V81H87V86L88 85H90L91 87H92V84H93V86L95 85V87L96 86H98L99 85V83L98 82H96V81H94L96 78H95V73H93L92 74V69L93 68H95V64H97V62H98V56H96L97 58V60H94L93 58L95 57H93V55H92V58L90 57V56H88V55H91V54H98L99 56L101 55V54H103L101 57H105L107 54H109V56H106V57H109L111 60H118V61H120L119 63L120 64H122L123 65V67L122 68H120V66H118L117 64H115V68H114V70H115V72H114V70H113V73H111V74H113L111 77L114 79V77H115V80L113 81V79H111L112 81L110 82H108L109 83V85L108 84H106V86H108V90H111V91H114V93H116V96H115V98L113 99V100H111V101H107V103H105V102H103V108L104 109H102V107H101V110H103L104 111V113H107V119H109L111 122H109V120H107V125H111V127L112 128H114L115 127V129L117 130V125H116V123H114V122H117L118 120H120V117L122 118V115H128V117H130V120H131V123L134 121V122H136V120H138L137 119V117H135V116H131V115H129V113L128 112H121V111H118L119 110V107L120 108H122V106H120V105H122L123 103H125V101H126V99L128 98L127 96L125 97V96H123V95H121V94H119L118 95V93H122V94H126V93H124V91L126 92L131 86H132V84L133 85H137V92L140 90V88H142L143 89V82H145L146 80H150V78L152 77L151 75H152V73H154V72H150V69H149V66L145 63L144 64V61L143 60H146V61H148V63H150L149 62V59H152V57L150 58V57H148L147 55H149V53H145L146 52V49L145 50H143V52L145 53V55L143 54V52H140V50L139 49H141V48H139L138 49V47L136 48L135 46V44H134V42L136 43V41L135 40H137L136 39V37L135 36H137V35H134V34H137L138 32L135 30V32L134 33H132V35H130L131 33H130ZM197 32H198V30H197ZM197 32L195 31V33H193V35H195V34H197ZM216 32V33H217ZM225 32V33H224ZM250 33V32H249ZM254 34V32H253V30H252V32L250 33L251 34V36ZM140 34V33H139ZM191 34V33H190ZM234 34V35H233ZM240 34V33H239ZM250 34H249V36H250ZM2 35H3V37H2ZM1 36H0V42L1 41H3L2 42V44H1V46H0V48H2V45H5L3 48L4 49H6L7 48V50H8V53L6 54V51H2V49H1V51H2V53L0 54V66H2L1 64H2V62H4L5 63V65H7V66H3V68H6V70L4 71V72H7V74L6 75H8V77L11 79V83H13V86L14 85H16V86H19V84L21 85V82L19 81H16L17 79H15V78H19L22 82H24V76H22L23 74L24 75H26L25 77L29 80V82H30V84H29V82H25V84L26 83H28L26 86V88H28L29 90H30V88H32L33 90H30V93H29V95H31L32 93H35V97H40V98H42L43 97V99H41V100H44V101H42L41 103L39 102L38 104H42L43 105V103H44V106H46V107H48L47 106V104L45 103V99H44V97L45 96H39L40 95V92L42 91L43 93H45V94H43V95H46V94H49L50 93V95L47 97V98H50L51 99V97L52 98H54V99H52V101H49L50 99H48V102H53V104H49L50 105V107H48V108H50V113L51 114H49V111H47V110H49V109H46V107L42 110V109H39V112L37 111V109L39 108V107H41V108H43V106L42 105H40V106H38L37 105V107H30L29 109H28V107L30 106L29 105V100L31 99H36V98H34V96L32 97V98H29V96H27V100H25V98H24V95L26 96V94L25 93H28V91H26L27 89H21L22 90V92H24V94H22L23 95V97L21 96V97H19V98H17V95L18 94H20L19 92H20V90H19V88L20 87H18V89H16V91H15V88L16 87H13L14 88V90H12L13 88H11V84L9 83V78L7 77V76H4L3 77V74H4V72H2V70H3V68H2V70H1V68H0V75L2 74V76H1V81L2 82H0V88L1 87H3V88H1L0 89V96H1V94H3L1 97H4V98H0V107L2 106V109L4 110H2V109H0V110H2V112L4 113V114H6V117L8 118V120H7V118L5 117V119L6 120H4L3 118V115H2V117H1V114L2 113H0V117H1V121H2V119H3V121L2 122H0L1 123V126H0V129L2 130H4L3 131V134H4V132L6 131V133H7V136H4L5 137V140H3V139H1L2 137H3V134H2V136H1V133H0V142H1V140H3L2 141V143H0V154H2L1 156H0V158L2 157V159L1 160H3V153L5 152V160H3V161H1L0 160V163H3V164H5V162L8 164V167H7V164H5V165H1L0 164V172H1V170H3V168H4V170L0 173V176L2 177V178H0L1 180L2 179H4V181L6 180V179H8V178H12V180H13V178L16 176V178H14L15 179V182L17 181V183L19 182V181H21V180H19L18 181V179H20V178H22V180H23V182H24V180H25V184H22V186L23 185H26V186H23L22 187V189L25 191V193H23L22 192V194L23 195H26L27 194V196L29 197V202H28V198L26 197V199H23V198H25L24 196H20V195H16V196H13V194L15 193V192H19V193H16V194H21L20 193V191H18V190H16V189H14V187H13V189H11V186L14 184V186H17V185H15V182H13L12 183V185H9V183L11 182V180H6L5 182L3 181V184L1 183L0 185V206H1V204H2V206L1 207H3V208H7L8 206L10 207H8V209H14V207H11L9 204H6V202L7 203H9V199L10 198H8V197H2V194H3V196H6L7 194V196H9V193L11 194V196H9V197H12V198H14V197H17V198H15V199H19V200H22V202L24 203V204H26L27 205V203H28V206H29V204H31L32 202H31V200H33V198H34V196H36L35 198V200H37L38 198H39V196L40 195H37V193H35V189H33V188H31V186L32 187H35L36 186V184H35V182L37 183V184H39V181L41 182L40 184H45V185H48L47 183H49L50 184V181H53L52 183H54V178H53V176L55 177L56 176V174L55 175H53V173H51L52 172V170H51V168H49L48 167V164H45V166L43 165H39L38 163H39V161L37 162V164H36V161H33V162H35V164L36 165H38V168H40V169H37V166H33V164L34 163H31L32 161L30 160V166L28 165V161L29 160H27V159H31L32 158V155H29L28 156V152H29V149L31 150L30 152H32V149L31 148H33V153L34 152H40V148H38L39 146L42 148L44 145L42 144V143H48L49 142V144L52 142V144L53 143H55V141L51 138V137H53V133H54V131H53V133H52V129H51V131H50V128H53L54 130H56V129H58L57 128V125L59 126V127H66V125H64L62 122H60L61 120H63V118L62 119H60V117H58V121L56 120V118L57 117H54L55 115H57V113H59L60 115H63V114H65V116H67L68 117V115L71 113V114H73L74 115V117L76 116L75 115V112L77 111L76 110V108L75 109H73L74 108V105H69L68 106V108L70 107H73L72 108V110L70 109V110H67L66 109V107L63 105V102L64 103H67L66 104V106L69 104V102H71V101H69V100H66V99H68V97L67 96H69V94L68 93H70V92H68V91H73V92H71V96H70V99H72L73 100V98H74V96L73 95H75V103L72 101V103L73 104H75L76 106L75 107H77V104H80V105H78L80 108H78V111L76 112V114L79 112V110L80 111H82V108L84 109V110H86L87 109V112L89 113V111H88V109L90 108L91 110L93 109V105L94 104H91V105H88L89 103L88 102H90V101H92V102H95V100L93 101L92 99H93V95H92V99L90 98L91 97V93H93V90H94V88L95 87H92L91 89H89V87H87L86 86V84L85 85H82V83H80V84H78L76 87H81L82 88V92H83V88H84V90H86V92L87 91H89V90H91V92L89 91V92H83V95H85L84 97L82 96V94H81V92H79L78 90H77V88L76 87H73V86H75L74 84L76 83L77 84V81H75V83L74 82H72V85L70 84V80H69V83H68V85H66L65 86V84H63V86L61 87V85H62V83H61V85L57 82V83H54V82H56V80L50 85V82H49V87H53L52 89H54L55 91H57L58 90V88H59V85H60V89H61V91H65V89H66V87H67V89H68V86H69V84H70V86H69V90L67 91V89H66V92H67V96L65 95L66 94V92H61V91H57L56 92V95L54 94L55 93V91H52L53 93H51V88L48 90L47 88H49L48 86H44V87H46V88H44V89H42V87H41V82L40 81H38L39 83L38 84H40V86H37V87H32V83L34 82V80L35 81H37V80H40L41 79V81H42V78L41 77H44V76H42L41 74H40V72L38 71V73H39V77H40V79H36V78H38L37 77V75L36 74H38L37 73V71H35V69L37 68V65H38V67H39V65L40 64H33V68H30L31 66H29V69H28V64L29 63H27L26 61V59H28V60H30V58H25L24 60L23 59H21L23 56L22 55H25L24 57H27L28 56V54H27V56H26V54H24V52H20L21 53V56H20V54H19V52L17 53L16 52V50L18 51V49H20L19 47H18V45L19 44H17L18 43V41L21 39H17L18 41L17 42H15L16 41V39H14V38H17V36H13V35H9V34H7V35H9V37L11 36V37H13V38H9L6 34L4 35V34H2ZM153 35V34H152ZM193 35H192V37H193ZM211 35V34H210ZM220 35V34H219ZM223 35L221 36V37H223ZM233 36V38H229L230 36ZM256 35V34H255ZM122 36V37H121ZM151 36V35H150ZM156 36H158V37H156ZM185 36H188L187 34L185 35ZM185 36H183V37H185ZM196 36V35H195ZM194 36V37H195ZM46 37H48V36H46ZM50 37V36H49ZM48 37V38H49ZM60 38H63V41L65 40H69L70 41V36L69 37H67V36H64V37H67V38H69V39H65L63 36H59ZM119 37V38H118ZM134 37V38H133ZM138 37V36H137ZM161 38V36H159V35H157V34H155V35H153V39L154 38ZM218 37H220V36H218ZM247 39H246V38ZM9 38V39H8ZM28 38H30V39H28ZM48 38H45L46 40L48 39ZM51 39H52V37H50ZM53 38L55 39L54 40V42L56 43V42H58L59 40H56V38L57 39H59L58 38V36H53ZM187 38V37H186ZM186 38H183L182 39V42H181V44H180V46L182 45V46H185L186 47V45L189 43L190 44V42H189V38H188V40H186ZM4 39H8V43H7V41H5ZM12 39H14V40H12ZM29 41H28V40ZM42 39V41L44 42V41H46L45 39L43 40ZM72 39H73V36H72ZM94 39V43L98 40V41H100V39H101V45L100 46H95V45H93L94 43H91L92 42V40ZM124 41H126L125 42V45H129V47L127 46H124V44H123V40ZM126 39V40H125ZM184 39H185V42H186V45H185V43H184ZM231 40V43H228V42H230V41H228V40ZM250 39V40H249ZM256 39V40H255ZM22 40H23V38H22ZM22 40L20 41V43H22ZM61 40L62 39H60V42H61ZM90 40H91V42H90ZM132 40V41H131ZM203 40V39H202ZM208 40H210V41H208ZM241 40V41H240ZM243 40H246V42H247V44L246 43H244V44H242V41ZM9 41H12L11 42V44H10V42ZM15 42V44L17 45H14L15 47L13 48V43ZM41 41V42H42ZM51 41H53V40H51ZM73 41V40H72ZM160 40H155V42H159ZM191 41H192V39H191ZM207 41V42H206ZM221 41V42H220ZM226 41H228L227 43H226ZM249 41V42H248ZM253 41V42H252ZM47 42V41H46ZM113 42V41H112ZM111 42V43H112ZM3 43H5V44H3ZM30 43V42H29ZM49 43V42H48ZM51 43V42H50ZM59 43V42H58ZM91 43V44H90ZM103 43L106 45V46H104L103 45ZM128 43V44H127ZM193 43H196V41H193L192 42V44ZM207 43L209 44V45H207ZM212 43V44H211ZM225 43V44H224ZM259 43H261V42H259ZM7 44V45H6ZM30 44H34V42L32 43V40H31V43ZM68 45L67 46V48H69V50L67 49V48H65L64 50H62L61 51V49L60 48H58V46L59 47H63V45ZM99 45V43H97L96 42V45ZM108 44H109V46H108ZM115 44H116V46H115ZM184 44V45H183ZM191 44V45H192ZM10 45H12V47L10 46ZM21 45V44H20ZM19 45V46H20ZM25 45V46H24ZM56 45H57V47H56ZM103 45V46H102ZM138 45V44H137ZM212 45H214V46H212ZM224 45H226V46H224ZM245 47H244V46ZM249 45V46H248ZM252 45V46H251ZM30 46V45H29ZM33 46H30V48L29 47H27V48H29V49H31V47L33 48ZM47 46L48 47H50V48H47ZM91 47V50H90V48L89 47ZM102 46V47H101ZM111 46L113 47V48H111ZM130 46H131V49H130ZM139 46V45H138ZM189 46V45H188ZM197 46V45H196ZM212 48L211 50L213 51H215L214 53H212V51H208V49L210 48V47ZM22 47V46H21ZM26 47H25V49H26ZM65 47V46H64ZM63 47V48H64ZM75 47H77V48H75ZM86 47H88V48H86ZM103 48V49H101V48ZM110 48V50H111V52H110V50H107L106 48ZM115 47H116V50H115ZM209 47V48H208ZM218 47V48H217ZM222 47V48H221ZM236 47V48H235ZM247 47H248V49H247ZM253 47V48H252ZM257 47H260V48H258L257 49ZM262 47V48H261ZM12 48H13V50L15 49V54L19 57L20 56V61H19V68L17 67V66H15V64H12L13 65V67L11 66V68H10V66L9 65H11L10 63H11V61H9L11 58V56L12 55H9V54H14L13 52H10V50L12 51ZM47 48V49H46ZM57 48H58V50L60 49V54H62V55H64L66 52H64L65 50L66 51H68V53H66L65 55H67V57H65V55L63 56V57H61V55L59 54L58 55V53H59V51L57 50ZM94 48L97 50L95 53H94V51H92V49L94 50ZM183 48V47H182ZM22 49V51H24V48H21ZM35 49V50H36ZM54 49V50H53ZM79 49H82L81 51L83 52H86V53H81V54H79L80 56H77L76 54H78V53H80V51H79ZM89 49V51H87ZM112 49H114V50H112ZM118 49V50H117ZM133 49L135 50V52H136V54H138L137 56L138 57H135V53H133ZM185 49V48H184ZM205 49H207L206 50V52H205ZM228 49H230V51H233V52H229V50ZM231 49H233V50H231ZM247 49V50H246ZM28 50V49H27ZM27 50H25V51H27ZM34 50V51H35ZM39 50V49H38ZM38 50H36V53H38V52H40V50L38 51ZM43 50V51H44ZM48 50V51H47ZM52 50H53V52H52ZM86 50V51H85ZM104 50V51H103ZM128 50V51H127ZM183 49H181V51H182ZM219 50V51H218ZM227 50V51H226ZM237 50V51H236ZM251 50H253V51H251ZM30 51V50H29ZM33 51V52H34ZM43 51H41L42 53H43ZM56 53H55V52ZM92 52V53H89V52ZM131 51V52H130ZM208 51V52H207ZM242 51H244L243 53H242ZM260 51H262V52H260ZM40 52V53H41ZM102 52V53H101ZM107 52V53H106ZM130 52V53H129ZM218 52H220V54L218 53ZM224 52V53H223ZM239 54H238V53ZM26 53H29V52H26ZM35 53V52H34ZM35 53V55H37ZM48 53V54H47ZM105 53V54H104ZM205 53V54H204ZM248 53H249V55H248ZM260 53V54H259ZM57 54V55H56ZM70 54V55H69ZM72 54V55H71ZM84 54H86L85 56H84ZM113 54H115L114 56H112ZM117 54V55H116ZM213 54V55H212ZM216 54V55H215ZM224 54H225V56H224ZM263 56H262V55ZM2 55V56H1ZM9 55V56H8ZM32 55V54H31ZM128 55V59H126L127 57H125V56H127ZM133 55V56H132ZM207 55V56H206ZM4 56V58L2 59V57ZM7 56H8V59H7ZM38 56V55H37ZM43 56H45V55H43ZM49 56V57H50ZM81 56H83L82 57V59L84 58H86V60H83V62H82V60H81ZM89 57V59H87V57ZM122 57V59H121V57ZM139 56H141L140 58H139ZM145 56V57H144ZM146 56L148 57L147 59H146ZM209 56V57H208ZM222 56H224L223 58H221ZM15 57V55L13 56V62H15V61H17L18 62V58L16 57V60L14 61V58ZM33 57V56H32ZM35 57V56H34ZM40 57H38V58H40ZM70 57V58H69ZM72 57H73V59H72ZM79 58V59H77V58ZM130 57H132L131 59H130ZM181 57V58H180ZM185 57V58H184ZM197 57H198V59H197ZM202 57L204 58V59H206V61L205 60H203L202 59ZM214 57L216 58V59H214ZM242 57V58H241ZM252 57H253V59H252ZM255 57V58H254ZM57 58V57H56ZM69 60V62H68V60ZM145 58V59H144ZM184 58V59H183ZM43 59H45V60H47V61H44ZM62 59V60H61ZM66 59L67 60V62H65V64L67 65V67H65L64 65H62V63H64V62H62V61H64V60ZM70 59H72V61L70 60ZM93 60V62H95L94 63V65H92V61H90V60ZM102 59V58H101ZM126 59V61H123L122 62V60H125ZM137 59L138 60H140V59H142V62H139V63H137ZM186 59V60H185ZM188 59V60H187ZM227 59H228V61H227ZM231 59H233V60H231ZM239 59H241V60H239ZM21 60H23L22 62H24V63H27L26 64V66H24V67H26L29 71H30V73H32V69H34V71L36 72V73H34V76L35 77H29V76H27V75H30L29 74V71H27V69L26 68H24L23 67V63L21 64ZM65 60V61H66ZM81 60V61H80ZM100 60V59H99ZM129 60V61H128ZM157 60V59H156ZM184 60V61H183ZM195 60H196V64H198V67H199V69H196V64H195ZM209 60V61H208ZM224 60H225V62H224ZM231 61V67H233V68H231L230 67V65H229V62ZM235 60H239V61H237V63L235 62ZM247 61V63L245 62V61ZM2 61V62H1ZM8 61L10 62L9 64H8ZM135 61V62H134ZM153 61H155L154 59H153ZM159 60H157V62H158ZM161 61V62H162ZM207 61H208V63H207ZM223 63H221V62ZM233 61H234V63H233ZM244 61V62H243ZM58 62H62L61 64L60 63H58ZM71 62V63H70ZM73 62V63H72ZM77 63V64H75L74 66H73V64L74 63ZM80 62V63H79ZM81 62L83 63V64H85V67H86V63L88 64V66L87 67H90L89 66V63L90 62H92V63H90V65L91 66H93L92 67V69H88L87 71H86V69L87 68H85L84 70L87 72L85 75H91L90 76V78H88V79H90V80H85L86 78H87V76H85V75H83L84 73H82V72H85V71H83V69L82 68H84V66H80L81 65ZM156 61L155 62H151L153 65H158V68L160 69L161 67L159 66V65H161V63L159 64V62L157 63ZM189 64H188V63ZM203 62V63H202ZM205 62V63H204ZM227 62V66L225 67V63ZM243 62V63H242ZM4 63H3V65H4ZM33 62H30V64H32ZM69 63H70V65H69ZM118 63V62H117ZM138 65H137V64ZM166 63V64H165ZM177 63H179V64H177ZM185 63V64H184ZM194 65V68H193V65ZM201 63L203 64V65H201ZM216 63H218V65L216 64ZM220 63V64H219ZM261 63V64H260ZM58 64V66H56ZM82 64V65H83ZM136 64V65H135ZM187 64V67L185 66ZM210 64V65H209ZM235 64V65H234ZM237 64V65H236ZM239 64V65H238ZM241 64H243V65H241ZM247 64V65H246ZM252 64V65H251ZM18 65V64H17ZM21 65H22V69H24V71H25V69H26V71L28 72V73H24V71L23 70H21ZM35 65V66H34ZM60 65V66H59ZM124 65H126V66H124ZM129 65H132V66H130L129 67ZM134 65V66H133ZM146 65V66H145ZM150 65V67L152 66L151 64H149ZM176 65H178V66H176ZM179 65H181V66H179ZM205 65V66H204ZM15 66V67H14ZM73 66V67H72ZM97 66V65H96ZM118 66V67H117ZM154 66V68H155V70L157 69L158 70V68H156ZM162 66V65H161ZM170 66V67H169ZM238 66H240V67H238ZM245 66L247 67V68H245ZM250 66V67H249ZM255 66V67H254ZM9 67V68H8ZM35 67V68H34ZM75 71V72H73L72 73V69ZM79 67V68H78ZM130 68L129 70L130 71H132V68H134V67H137L134 71H133V73H129V71H128V69L127 68ZM175 67L177 68L176 70H174L175 69ZM179 67V68H178ZM180 67H181V70H182V68H183V73H182V71L180 70ZM184 67H185V69H184ZM189 67V68H188ZM206 67H207V69H206ZM13 68H16V69H18V70H14V71H16L15 72V74H13L14 72H13ZM42 68V70L44 71V67H41ZM119 68L121 69V70H119ZM142 70H141V69ZM192 68V69H191ZM212 68V69H211ZM8 69V70H7ZM37 69H39V68H37ZM61 69H63L62 71H61ZM70 71H69V70ZM81 69H82V71H81ZM108 69V68H107ZM107 69H106V71H107ZM127 69V70H126ZM144 69V70H143ZM146 69V70H145ZM179 69V70H178ZM190 69V70H189ZM194 69H196V71L194 70ZM209 69V70H208ZM235 69V70H234ZM241 69V70H240ZM251 69V70H250ZM39 70H41V69H39ZM68 70V71H67ZM72 70V71H71ZM95 70H96V68L93 70L94 72H95ZM110 70H112L111 68H110ZM118 70V72L116 73V71ZM124 70V72H121V71H123ZM126 70V71H125ZM154 70V71H155ZM157 70L155 71V72H157ZM178 71L177 73H179V71H181L180 72V74H182V75H180V74H177L176 72H174V71ZM214 70V71H213ZM225 70H227V72H228V75H226L227 74V72L225 71ZM231 70H233V72L232 73H230L231 72ZM236 70H238V71H236ZM240 70V71H239ZM18 71V72H17ZM23 71V72H22ZM60 71H61V73H60ZM78 71H79V73H78ZM108 71H109V69H108ZM142 71V72H141ZM172 71V72H171ZM210 73H209V72ZM230 71V72H229ZM235 71V72H234ZM244 71H245V73H244ZM255 71V72H254ZM13 72V73H12ZM67 72H69L70 74H71V76H70V74L69 73H67ZM166 72V73H165ZM198 72V73H197ZM212 72H214V73H212ZM242 72V73H241ZM250 72V73H249ZM253 72V73H252ZM42 73V72H41ZM57 73V74H56ZM88 73H90V74H88ZM109 72L107 73V75H111ZM122 73H123V75H126L127 76V74L126 73H128L129 75H132V76H134V75H136L137 73V76H138V78H139V80L137 81V82H139L138 84L137 83H135V82H133L134 80H135V78L137 77H135L134 78V80H132V79H130V78H132V76L130 77V78H128V77H126L125 78V80L127 79V82H129V83H127L126 85L124 84L125 83V81H123L122 79H120V78H123V77H125V76H123V77H121L122 76ZM143 73H145V74H143ZM171 73H176L175 75L176 76H174V74L171 76V75H169V74H171ZM192 73H193V76H192ZM233 73H235V74H233ZM252 73V74H251ZM19 74V75H18ZM22 74V75H21ZM43 74V73H42ZM63 74V75H64ZM73 74V75H72ZM79 76H78V75ZM168 74V75H167ZM185 74H187V75H185ZM201 74V75H200ZM204 74V75H203ZM209 74V75H208ZM214 74V75H213ZM224 74V75H223ZM230 74H231V76H230ZM242 76H240V75ZM257 74H259V75H257ZM48 75H46L45 77H49ZM94 75V76H93ZM115 75V76H114ZM116 75L117 76H119V78L118 77H116ZM144 75H146V76H144ZM196 75V77H194ZM223 75V76H222ZM15 76V77H14ZM52 76H50L48 79H52L53 80V78H51ZM57 76H59V78L57 77ZM61 76V77H60ZM81 76V77H80ZM164 76V77H165ZM187 76V77H186ZM226 76V77H225ZM234 77L233 79L234 80H236V82L235 81H233V79H231L230 77ZM7 77V78H6ZM69 77L67 78V80L69 79ZM79 77V78H78ZM178 77V78H177ZM215 77V78H214ZM216 77H217V80H216ZM227 77H229V78H227ZM6 79V80H3V79ZM34 78V79H33ZM63 78H65L66 79V77H63ZM73 78V79H74ZM94 78V79H93ZM138 78H136V79H138ZM142 78V79H141ZM147 78V79H146ZM188 78H190V79H188ZM203 78H205V79H203ZM219 78H221V80H219ZM223 78H225V80L227 81V82H224L225 80L223 79ZM243 78V79H242ZM252 78V79H251ZM18 79V80H19ZM48 79H47V81H48ZM55 79V78H54ZM130 79V80H129ZM165 79V78H164ZM176 79H174V80H176ZM213 79V80H212ZM224 81H223V80ZM16 81V82H13V81ZM46 79H44L43 81H45ZM92 80L94 81V83H92ZM123 82H122V81ZM129 80V81H128ZM142 80V81H141ZM144 80V81H143ZM170 80V79H169ZM168 80V81H169ZM174 80H172V81H174ZM199 80V81H198ZM207 80V81H206ZM211 80V81H210ZM216 80V81H215ZM6 82L7 84H5V87H4V83L3 82ZM8 81V82H7ZM42 81V82H43ZM74 81V80H73ZM78 81V82H79ZM188 81V82H187ZM203 81V82H202ZM210 81V82H209ZM250 81V82H249ZM252 81V82H251ZM32 82V83H31ZM66 82V81H65ZM92 84H91V83ZM96 82V83H95ZM115 82V83H114ZM142 82V83H141ZM195 82V83H194ZM208 82V83H207ZM231 82H233V84H231ZM15 83V84H14ZM19 83V84H18ZM88 83H90V84H88ZM118 83V84H117ZM188 83V84H187ZM201 83H203V84H201ZM214 84L215 86H210V84ZM216 83V84H215ZM220 83V84H219ZM224 83V84H223ZM227 83V84H226ZM241 83V84H240ZM252 83V84H251ZM9 84V86H10V88L9 87H7V85ZM58 84V85H57ZM116 84H117V86H116ZM119 84L121 85V86H119ZM131 84V85H130ZM201 84V85H200ZM229 84V85H228ZM231 84V85H230ZM237 86H236V85ZM239 84V85H238ZM53 85H55V86H53ZM82 85V86H81ZM130 85V87H127V86H129ZM135 85V86H136ZM172 85V84H171ZM171 85H167V89H172V92H174L175 90H173V88H175V89H177L176 88V85H173L172 87H171ZM196 85H199V86H196ZM205 85H207V86H209V87H207V89H208V92H209V90H210V87H211V91H212V88L214 87V88H216L215 90H219V91H217V93H216V95H218V92H219V95L217 96L218 98L216 99V98H212V97H214V95L213 96H211V98H202V96H203V93H201L202 95L201 96H199L198 97V94L202 91V92H204V91H206V86ZM220 85L221 86H224L223 87V91H224V93L222 92V90H220L221 89V87H220ZM245 85V86H244ZM247 85V86H246ZM250 85V86H249ZM253 85V86H252ZM256 85V86H255ZM43 86V85H42ZM111 86V87H110ZM126 88H125V87ZM134 86V88L135 89H133V87H131V89L134 91H136V87ZM193 86V87H192ZM205 86V87H204ZM217 86H219V88L217 87ZM39 87V88H38ZM86 87V88H85ZM123 87V88H122ZM171 87V88H170ZM190 87V88H189ZM201 87V88H200ZM203 87V88H202ZM229 87H233V88H231V91L229 92V90H230V88ZM239 87V88H238ZM249 87V88H248ZM254 87V88H253ZM6 90H5V89ZM23 88H24V86H23ZM148 88V87H147ZM186 88V89H185ZM192 88V89H191ZM198 88V93H197V91H196V89ZM199 88H200V90H199ZM228 90H227V89ZM238 90H237V89ZM7 89H8V91H7ZM39 89V90H38ZM42 89V90H41ZM116 89V90H115ZM126 89V90H125ZM202 89V90H201ZM203 89H205V90H203ZM225 89H226V91H225ZM243 89V90H242ZM260 89V90H259ZM9 90H10V92H9ZM11 90L12 91H14V92H11ZM19 90V92H17ZM34 90H36V92H34ZM41 90V91H40ZM48 90V91H47ZM120 92H119V91ZM124 90V91H123ZM169 90H167L168 92H169ZM186 92H185V91ZM236 90V91H235ZM240 90V91H239ZM245 90V91H244ZM258 91V96H257V91ZM7 91V92H6ZM26 91V92H25ZM44 91H46V92H44ZM118 91V92H117ZM196 91V93L197 94H195V96H197L198 97V99L196 98L195 99V96L193 95L194 94V92ZM220 91L224 94L223 95V97L222 96H220ZM234 91H235V93H234ZM248 91H250V92H248ZM253 91V92H252ZM259 91H260V93H259ZM1 92H3V93H1ZM18 94H17V93ZM38 92V94H36ZM213 92V93H214ZM228 92V93H227ZM238 92H239V94H238ZM241 92V93H240ZM13 93V94H12ZM58 93H60L63 97H61L60 95L59 96H57L58 95ZM64 95H63V94ZM85 93V94H84ZM88 93L90 94V95H88ZM147 93H148V91H147ZM205 93V92H204ZM210 93V92H209ZM209 93H207L206 92V94L208 95ZM212 93V94H213ZM247 93V94H246ZM249 93V94H248ZM262 93V94H261ZM5 94V95H4ZM15 94H16V96H15ZM78 94V95H77ZM188 94H190L191 95V97H190V95H188ZM205 94V95H206ZM251 94V95H250ZM7 95H8V97H7ZM12 97H11V96ZM33 95V94H32ZM38 95V96H37ZM83 97V99L85 98H87L86 96H90L89 98L91 99L90 101H88L86 104L88 105H86V106H84L85 105V103L84 102H86L87 100H83V99H81V96ZM187 95V96H186ZM207 95H206V97H207ZM211 95V94H210ZM209 95V96H210ZM222 95V94H221ZM228 97H227V96ZM240 95H242V96H240ZM64 96H66V99H64ZM73 96V98H71ZM77 96H80V97H77ZM118 96V97H117ZM152 96V95H151ZM189 96V97H188ZM193 96H194V99H192L193 98ZM224 96H225V98H224ZM249 96V97H248ZM252 96H254L253 98H252ZM7 97V98H6ZM153 97H155L154 95H153ZM173 99H172V98ZM179 97H181V99L179 98ZM231 97H233V98H231ZM262 97V98H261ZM11 98V99H10ZM15 98V100H17V101H14V102H16L15 103V105L13 104V99ZM20 98H23V99H21V101H20ZM77 98V99H76ZM117 98H119L118 99V101L119 102H117ZM140 98H141V100H140ZM190 98V99H189ZM200 98H202V99H200ZM235 98V99H234ZM258 98V99H257ZM5 99V100H4ZM11 101H10V100ZM38 99V98H37ZM36 99V100H37ZM88 99V98H87ZM123 100V102H122V100ZM125 99V100H124ZM148 99V100H147ZM174 99H177V102L174 100ZM185 99V100H184ZM188 99V100H187ZM204 99V100H203ZM207 101H206V100ZM212 99V100H211ZM218 99H220V100H218ZM225 99V100H224ZM231 99H233V100H235V103H234V101L233 102H230L229 103V100L231 101ZM257 99V100H256ZM4 100V101H3ZM60 100H61V102H60ZM121 100V101H120ZM138 100H140V101H138ZM143 100V101H142ZM152 100V101H151ZM210 100V101H209ZM252 100H256V101H252ZM260 100H262L261 102H260ZM3 101V102H2ZM22 101H23V103H22ZM27 101H28V103H27ZM37 101H40L39 99L37 100ZM36 101V102H37ZM60 102L59 104L60 105H63V106H60L57 102ZM78 101V102H77ZM129 101V100H128ZM166 101H167V103H166ZM193 101H195L194 103H192ZM217 101V102H216ZM21 102V103H20ZM26 102V103H25ZM33 102V101H32ZM35 102V103H36ZM47 102V101H46ZM111 102H113V103H111ZM116 102V103H115ZM122 102V103H121ZM127 102V101H126ZM135 102V103H134ZM143 102V103H142ZM162 102V103H161ZM187 102V103H186ZM199 102H201V103H199ZM203 102V103H202ZM213 102V103H212ZM222 102V103H221ZM228 102V103H227ZM237 102H238V104H237ZM253 102H255V103H253ZM259 102V103H258ZM3 103V104H2ZM11 103V104H10ZM56 103H57V107L55 106L56 105ZM62 103V104H61ZM117 104V105H113V104ZM147 103H148V107H147ZM161 103V104H160ZM195 103H196V105H195ZM209 103V104H208ZM234 103V104H233ZM245 104L244 106L242 105V107H241V109L239 108L240 106H241V104ZM260 104V106L258 105V104ZM6 104H9L8 105V107H7V105ZM16 104H19V105H21V104H23V105H21V108H20V106L19 107H17V105ZM26 104V105H25ZM31 104V103H30ZM126 104H125V106H124V104H123V106L124 107H129V105L128 106H126ZM211 104V105H210ZM233 105V106H231L230 105V107H227V106H225V105ZM247 104V105H246ZM256 106H255V105ZM25 105V106H24ZM52 105L53 106H55V107H53V108H57L56 110V112H54V110H52L51 109V107H52ZM101 105V106H102ZM134 105H136L135 107H134ZM162 106V107H159L160 109H161V111H159L160 109H158V106ZM176 105V106H175ZM184 105V106H183ZM234 105H238V107H236L235 109H237V110H234ZM254 107H253V106ZM10 106H11V108H12V110L10 109ZM28 106V107H27ZM34 106H35V104H34ZM58 106H60V107H62L61 109L58 107ZM91 106V107H90ZM93 106V107H92ZM118 106V107H117ZM170 106V105H169ZM214 106V107H215ZM219 106V107H218ZM221 106V107H220ZM245 106L246 107H248L249 109H251V110H253L252 108H254V111L255 110H257L258 108H263V111H259L260 113L258 114V111H255V112H257V113H255V114H252V112H254V111H252L251 113L249 112L250 110L248 109V111H247V109H246V111H244V109L242 110V108H245ZM8 109H6V108ZM24 107V108H23ZM63 107H65L64 109H66L65 111L68 113L69 112V114H67V113H64L65 111H63ZM86 109H85V108ZM110 107H111V109H110ZM113 107V108H112ZM151 107V108H150ZM154 107V108H153ZM182 107V108H181ZM227 107V108H226ZM257 107V108H256ZM16 109V113H17V116L15 117V109ZM106 108V109H105ZM108 108V109H107ZM115 108V109H114ZM144 108V107H143ZM153 108V109H152ZM10 109V110H9ZM24 109H25V111H24ZM34 109V110H33ZM46 109V110H45ZM58 109H59V111H58ZM126 109V108H125ZM152 109V110H151ZM158 109V110H157ZM163 109L165 110V111H163ZM175 109V110H174ZM228 109V110H229ZM239 109V110H238ZM260 109H258V110H260ZM20 110V111H19ZM27 110H29L30 111V113H34V114H36V113H40V115L38 114L35 118H36V120H35V118L31 121L30 119H31V114L29 115V112H27ZM44 110L46 111L45 113L46 114H44L43 112H44ZM106 110H107V112H106ZM108 110H110V111H108ZM128 110V109H127ZM189 110V111H190ZM241 110H242V112H241ZM7 111H8V114H7ZM23 111V112H22ZM33 111V112H32ZM35 111H37V112H35ZM74 111V112H73ZM102 111V112H103ZM117 111V112H116ZM131 111V110H130ZM135 111V112H136ZM11 112V113H10ZM54 112V113H53ZM61 112H63L62 114H61ZM133 112V111H132ZM188 112V111H187ZM263 112V113H262ZM13 113V115H14V119H15V121L13 120V118H9V116L8 115H10V117H12L11 116V114ZM19 113H24L23 115H22V119H20L21 118V114H19ZM27 113V114H26ZM48 113V114H47ZM179 113V114H178ZM249 113L250 114H252V115H249ZM34 114H32V117H34ZM69 115L70 117H69V119L71 120V119H73V121L75 122V119L74 118H72L73 117V115ZM91 114V113H90ZM90 114H88L87 115V113H85V118H87L88 119V122L87 123H83V125L85 126V127H83V129L84 130H86V132H88V133H86V135L87 136H89V137H92V138H94L95 137V135L97 134V130H96V127H97V122L93 119V117H91L90 116ZM121 114V115H120ZM140 114H141V116L142 117H140ZM247 114V115H246ZM25 115V116H24ZM45 115H49V120H51V121H49L48 119H47V122H44V121H46L45 119H43L44 117H45ZM149 115L151 116V118L149 117ZM162 115H164L163 113H162ZM167 115V114H166ZM183 115V114H182ZM249 115V116H248ZM5 116V115H4ZM30 116V118H27V117H29ZM44 116V117H43ZM51 116H52V118H51ZM64 116V115H63ZM146 116V117H145ZM179 116V117H178ZM19 117V118H18ZM38 117V118H37ZM39 117H41L42 119L40 120L39 119ZM48 117V116H47ZM114 119V120H112V118ZM114 117H116V118H114ZM127 117V118H128ZM171 117L172 116H170V120H171ZM173 117V118H174ZM183 117V116H182ZM246 117V118H245ZM250 117V118H249ZM253 117H254V119H253ZM19 119V121H21V122H18V120L17 119ZM24 118V119H23ZM166 118V117H165ZM185 118V117H184ZM255 118H257V120H255ZM53 119V120H52ZM68 119V120H69ZM118 119V120H117ZM126 119V118H125ZM150 119V120H149ZM248 119V120H247ZM23 120L25 121V122H23ZM28 120V121H27ZM37 120H38V122H40L41 123V121H43L44 123H48L47 125L45 124V128H46V126L48 127V126H50V128L48 127L47 128V130L49 131V133H52L51 134V136H50V134L49 133H47L48 131L46 130V131H44V132H41L40 130L41 129H39V128H37V126L38 127H40L38 124V122H37ZM69 120V121H70ZM127 121L129 120V119H126ZM130 120H129V122H130ZM133 120V121H132ZM141 120H142V122H141ZM144 120V121H143ZM146 120H148V121H146ZM157 120V119H156ZM258 120V121H259ZM4 121H5V123H4ZM9 121V122H8ZM14 121V122H13ZM73 121H71V122H73ZM121 121V120H120ZM123 121V120H122ZM26 122H28V124L26 123ZM37 122V123H36ZM49 122H51V123H49ZM119 122V121H118ZM124 122V121H123ZM128 122V123H129ZM134 122H133V125H134ZM149 122V123H148ZM152 122V123H151ZM167 122H168V120H167ZM179 122V121H178ZM254 122V123H253ZM9 123V124H8ZM12 123H14L13 125H12ZM18 123V125H16ZM21 125H20V124ZM23 123H24V125H23ZM31 123H32V125L34 126H32L31 125ZM54 124V125H50V124ZM61 123L64 125H61ZM138 124H139V122H137ZM148 123V124H147ZM152 124V125H150V127H149V124ZM169 123H170V121H169ZM56 124V125H55ZM89 124V125H88ZM115 124V125H114ZM161 124V125H160ZM17 127H15V126ZM28 125H31L33 128H32V130H30L29 131V129H28ZM42 127H43V125L42 124H40ZM113 125V126H112ZM257 125V126H256ZM19 126V127H18ZM21 126H26V128L28 129H26V128H24V127H21ZM165 126V127H164ZM5 127V128H4ZM41 127V128H42ZM43 127V129L42 130H44L45 128ZM123 127V126H122ZM133 127V128H132ZM137 127V128H136ZM248 127V128H249ZM7 128V129H6ZM24 128V129H23ZM98 128V127H97ZM107 128V127H106ZM121 128V127H120ZM153 128V129H152ZM11 129V130H10ZM93 129V130H92ZM111 129V128H110ZM158 129V130H159ZM176 129H177V127H176ZM24 130H26L25 132H23ZM83 130V131H84ZM91 130V131H90ZM109 130V129H108ZM8 131H9V133H10V137L8 136ZM11 131V132H10ZM16 132L17 133V135H15L14 134V132ZM22 131V132H21ZM57 132H56V134H57V136H58V133H59V131L60 130H56ZM94 131V132H93ZM140 131H139V133H140ZM40 134V136H39V134ZM41 132V133H40ZM91 132H92V135H91ZM114 132L115 131H109V133L111 134V133H113L114 134ZM117 132V131H116ZM157 131H155V134H154V138H153V140H155V138L157 139V147H153V148H147V149H143V147H142V150H139V152L141 151L142 152V158L139 156V154H136V155H138L139 156V158L141 159H139L138 158V160L139 161H137L136 162V164H135V169H133L132 167H130L132 170H135V171H139V170H137V169H139V167L138 166H136V165H138V164H140V175L139 174H137L138 176H137V179H135L134 181H133V184L132 183H128V182H126L125 181V185H123V183L122 184H120L121 182H122V176L124 175L123 174V168L122 167H120V166H118V162L117 161H115V159H114V164L113 165H115V162H116V166L114 167V168H118V170L119 171H117V172H119V173H117V172H115L114 174H115V176L117 175V174H123L122 176H119L118 175V177H115L114 178V176H113V178H114V180L112 181V183H114V184H116L117 185V187L121 190V192L120 193H122V190L124 191L123 192V194L125 193V191H130L129 193H132L130 196H131V198H130V200H128L127 198H129V197H127L126 199H127V201H126V199L124 198V199H122V200H124V202H123V204L125 203V202H127L125 205H127V206H130V207H132L131 208V211L133 212L132 213V215H130V216H128V217H130L131 219H128V222H126V220H125V222L127 223V225H126V230H123L122 231V233H124V234H122V236L124 237V241H122V242H124L125 243V241H126V243L128 242V237L131 239V241H132V243H131V246L129 245V242H128V245H129V249H131L130 250V252H131V254L128 252V254L129 255H132V256H135V255H137V256H140V257H142L143 256V253L144 254H146L145 255V258L146 259H148L149 261L151 260H153V263L154 264H191V260H192V264H204V262H205V264H219L220 263V261H221V263L222 264H230V263H233V262H231V261H233V259H235V258H233V259H231V260H229V259H227V258H231V257H229V255H228V257L227 256H225L224 258H223V254H219L218 252H217V248H216V246L217 245H215L214 243H212V242H208L209 244H202V243H200V241H198L199 240V236L200 235H198L199 233H197V232H195L197 229H195L196 227H198V228H200V226L198 225V226H196L197 225V223L199 224L201 221H200V219H199V221H198V219H194V221H192L191 220V223H192V225L193 224H195V226L196 227H190V224L188 223V222H190V218L192 217L191 215H189L190 217H187L186 215H187V213H184L185 211L183 210L182 211V209H184V207H185V205L182 203V205L184 206H182V205H180L179 204V200H181V199H177L175 196H174V192L173 191H176V190H173L172 191V188H174L175 189V187H174V185L176 184V181H173V183H174V185H171V183H170V176H167L166 175V178H165V174H163V172L164 171H166V174L167 173H169V171L168 170H170V168H172L171 166H174V167H176V170H177V168L178 167H180L179 168V171H180V169H181V167H182V165L178 162V161H173V160H175L176 158L174 157V156H176V155H179L178 154V151H179V148H177V147H179V146H174L175 144H174V142L176 143V142H178L177 140H178V138L176 139V141H175V138L174 137H177V134H175L176 133V131H174V133L173 134H175V136L173 137L174 139H172V140H167V138H168V136H169V138L170 137H172V134H170V132H172L171 131V128H169V134H168V136H165L164 137V134H162L160 131V134H162V136L160 137L161 138V140H159V137H158V135H156L157 133H156ZM11 133H13L14 135H15V137L17 138V137H20V138H18V140H16V138L14 139V135L13 134H11ZM21 133H23V137H25V134H26V137H25V141H22L21 139H23V138H21L22 136H20L21 135ZM44 135H43V134ZM20 134V135H19ZM34 135V136H31V135ZM108 134V132L106 133V135ZM118 134V133H117ZM142 134V133H141ZM159 134V133H158ZM261 134H262V136H261ZM13 135V136H12ZM19 135V136H18ZM116 135V134H115ZM113 136V137H116V136ZM140 135V134H139ZM39 136V138H37ZM49 136V137H48ZM110 136H112V134L110 135ZM133 136H130V138L132 139V140H137L136 138L134 139V137ZM30 138V140H29V138ZM46 137V138H45ZM48 137V138H47ZM112 137V138H113ZM139 137H143L142 135H140ZM138 137V140H140V138ZM12 138H13V140H12ZM32 138V139H31ZM41 138H43V140L45 141V142H43V140L41 139ZM127 140V138H129V136L127 137H123V139L121 138V135H120V138L119 139H122V141L124 140L125 141V139ZM144 138V137H143ZM256 138V137H255ZM258 138V139H259ZM9 139V140H8ZM34 139H35V144L34 145H36L37 146V148H35V146L33 145V143H34ZM38 139H39V141H38ZM110 139V138H109ZM6 140L8 141V142H6ZM14 140H16V141H18L17 143H18V146H16L15 147V145L14 144H17V143H15L14 142ZM33 141V143H32V141ZM37 140V141H36ZM51 140V141H50ZM111 140H114L115 141V138H113V139H111ZM159 140V141H158ZM257 140V139H256ZM260 140V139H259ZM10 141V142H9ZM22 141V142H21ZM30 141V142H29ZM128 142H129V140H127ZM152 141V140H151ZM164 143H163V142ZM261 141V140H260ZM6 142V143H5ZM19 142H21V143H19ZM27 142H29V143H27ZM38 142H40L39 144V146H38ZM58 142V141H57ZM117 142V141H116ZM154 142V141H153ZM160 142H162L163 144H161ZM257 143H259V141L257 140L256 141ZM262 142V141H261ZM24 143H26V144H24ZM30 143H31V145H30ZM61 143V142H60ZM59 143V144H60ZM125 143V142H124ZM132 143H133V141H132ZM131 143V144H132ZM256 143V144H257ZM8 144V145H7ZM11 144V145H10ZM21 144V145H20ZM27 146L28 147V150L26 149V147L24 146ZM51 144V146L50 145H46L47 146V148H45L46 146H44L43 148H42V152L44 153V152H46V151H48V152H46V153H42L43 155H41V156H43V158L45 157V159H49V157L51 158V156H50V154L49 153H51L52 154V152H53V154H55L56 155V151H57V155H58V150H55L56 148L54 147L53 148V145ZM56 144V143H55ZM113 144V145H112ZM112 144H110V146H111V151L112 150H118V152H115V158H116V160H118L119 162H120V164H121V161H120V150L122 151V152H125V153H127V150L126 149H124L125 147H123V149H119V147H113L116 143H112ZM126 144V143H125ZM128 144V143H127ZM139 144V145H140ZM143 144H145V145H143ZM170 144H173V148H172V145H170ZM178 144H179V142H178ZM5 145H7V146H9V147H6ZM13 145V146H12ZM28 145H30V146H28ZM58 145V143L55 145V146H57ZM92 145V144H91ZM91 145H89V147H87V149H88V151H89V155L91 156V158H93L94 160V162L91 160V158H90V161L88 160V162H87V160H86V158L85 157H83V158H80V159H82V160H80L81 161V166L82 167H85V169L84 168H81V166L78 168V171H79V169H80V171L78 172V171H75V174H74V172H72L71 170L69 171V172H71V174H72V176H76V174H77V176L79 177V175H82V176H84L85 177V175H86V173H88L91 169L90 168H92V171L91 172H93L94 171V166H96V164H94V163H96V160H95V157H92L93 155H94V153H92V149L93 148H91L90 149V146ZM120 145V144H119ZM129 145H130V142H129ZM135 145V144H134ZM137 145V144H136ZM177 145V144H176ZM259 145H262L261 143H259ZM258 145V146H259ZM26 149H24L23 147ZM61 146V145H60ZM122 146H123V143H122ZM126 146V145H125ZM132 146V145H131ZM153 146H156V145H154L153 144ZM161 146H164V148H162L163 150H167V152H169V154L171 155V157L173 156V154L175 153L174 151H176V150H178L177 151V153H175L174 154V156L171 158V160L169 161V159H170V157H168L169 156V154L167 155V158H165L166 156H165V154H167V153H165L164 154V156H163V153H164V151L161 149ZM166 146L168 147V148H170L171 147V150L170 149H168V148H166ZM258 146L257 147H255V145H254V149H257L258 148ZM262 146H264V145H262ZM2 147H3V149H2ZM4 147H6L5 149H7V150H5L4 149ZM11 147H14V148H11ZM30 147V148H29ZM48 147H50V148H48ZM59 147V146H58ZM158 147H160V149L162 150V151H157V150H160ZM17 149V148H20L19 150L17 149V150H14V151H12L13 149ZM21 148H22V150H25L26 151V156H25V152H23L24 154H22V150H21ZM135 148V147H134ZM133 148V149H134ZM175 148V149H174ZM36 149V150H35ZM86 149V150H87ZM129 149V148H128ZM132 149V150H133ZM152 149H154V153L157 151V152H159V154L157 153H155V157L157 156V158H155V159H153V158H151V160H149V158L147 157V160L150 162V163H152L151 161L153 160V162H154V160L156 161V159L159 161L158 163H160V161H162L163 163H164V161H168L169 162V164H170V167L168 168L167 167V165L166 164H159V166H160V168L162 167V166H164L165 167V169H167V170H162V172H161V170H159L158 169V171L160 172V175L159 174H157V172L158 171H156L155 172V170H157L156 168H154L155 166L157 167V164H155V163H152V165H150V163H149V168L147 167L148 166V164H147V166H145V164H144V162H145V160H146V154L148 153V152H151V156H152V153H153V150ZM174 149V151H172ZM1 150L3 151V150H5L3 153H1ZM152 150V151H151ZM11 151V152H10ZM21 151V152H20ZM94 151V150H93ZM136 151H138V150H136ZM257 151H259V148H258V150ZM256 151V153H258ZM7 152H10L9 154H7L6 155V153ZM17 152H19V153H21V154H19V153H17ZM95 152V151H94ZM131 152V148L129 149V153ZM163 152V153H162ZM12 153V154H11ZM15 153V154H14ZM41 153V152H40ZM120 153V154H119ZM134 153V152H133ZM133 153L131 154V157H133ZM136 153V152H135ZM162 153V154H161ZM17 154V155H16ZM45 154H47L48 156H44ZM52 154V155H53ZM87 154V153H86ZM124 153H122V157L125 159L126 158V156L125 155H128V153L127 154H125V155H123ZM21 155V156H20ZM34 155H35V153H34ZM33 155V156H34ZM135 155V154H134ZM257 155H259V153L257 154ZM14 156H16L17 158H15ZM18 156H20V157H18ZM27 157V159L25 160V158L24 157ZM31 156V157H30ZM147 156H149V153H148V155ZM159 156H161L160 158L162 159V160H160V158H159ZM22 157V158H21ZM30 157V158H29ZM154 157V156H153ZM177 157V156H176ZM179 157V156H178ZM261 157V159H262V156H260ZM10 159L11 158V161L12 162H7V160L8 159ZM15 158V161L14 160H12V159H14ZM19 158H21V159H24L25 160V162H24V160L22 161V160H19ZM129 158V157H128ZM136 158V157H135ZM34 159V158H33ZM177 159H180V158H177ZM264 159V158H263ZM55 160V159H54ZM137 159H135V161H136ZM126 161H127V159H126ZM14 162H16V163H14ZM22 162V163H21ZM25 164H24V163ZM53 162V161H52ZM86 162H87V164H86ZM92 162V163H91ZM180 162H181V159H180ZM9 163H10V166H9ZM14 163V165H15V167H16V169L14 168V166L12 165ZM51 163V162H50ZM85 163V164H84ZM122 163H124V161L122 160ZM126 163V162H125ZM138 163V164H137ZM157 163V162H156ZM34 164V165H35ZM52 164V163H51ZM84 164V165H83ZM90 164H92L91 166H90ZM13 167H12V166ZM17 165V166H16ZM19 165H24V167H26V168H24V169H22L23 171L21 172V174H20V178H19V176L17 177V175L15 174L14 176H12V174H14V172L15 171H13V173L12 172H10V171H12V170H16V172H18V173H20V169L19 168H22V166H19ZM26 165V166H25ZM50 165V164H49ZM144 165V166H143ZM155 165V166H154ZM166 165V166H165ZM2 166V167H1ZM52 166H54V164L52 165ZM90 166V167H89ZM106 166H107V164H106ZM122 166V165H121ZM123 166H124V164H123ZM154 166V167H153ZM9 167H10V169H9ZM36 168L37 170H41V168L42 167H44V168H42V170H44V171H41V172H45V173H42L43 175H41L40 174V171L38 172L36 169L34 170L33 168ZM88 167V168H87ZM113 167V166H112ZM163 167V168H164ZM6 168V169H5ZM9 170H8V169ZM28 168V170L26 171L25 169H27ZM29 168H30V170H29ZM33 170H32V169ZM52 168H54V167H52ZM59 168V167H58ZM87 168V169H86ZM109 168V167H108ZM110 168H111V166H110ZM128 168H129V166H128ZM48 169H50V170H48ZM82 169H83V172L86 170V173L84 172L83 174H82ZM89 169V170H88ZM155 169V170H154ZM162 169V168H161ZM8 170V171H7ZM24 170L26 171L25 172V177L27 178V179H25V177H24ZM57 170V169H56ZM55 170V171H56ZM113 170V169H112ZM126 171H127V167H126V169H125ZM130 170V169H129ZM128 170V171H129ZM172 170V169H171ZM4 171H6V175H7V178H6V175H4ZM32 171H33V173H32ZM37 171V172H36ZM47 171H49V172H47ZM125 171V172H126ZM134 171V172H135ZM179 171H176L175 172V174H173V175H176V174H178V172ZM7 172L8 173H10V174H7ZM30 174H29V173ZM78 172V173H77ZM91 172H89V173H91ZM34 173H36V175H35V177H37L38 179H36V178H34L35 180L33 181V180H30L31 178L30 177H34ZM56 173V172H55ZM64 173V172H63ZM87 174V175H90V178H88V179H86V180H92L91 178H94L93 177V174ZM162 173V174H161ZM174 173V172H173ZM40 174V175H39ZM48 177L47 179H49L48 181L49 182H46V181H44L46 178H44V177H46L45 175ZM53 176H52V175ZM71 174H70V177H71ZM127 174V173H126ZM130 174H132V173H130ZM129 174V175H130ZM134 174H136V173H134ZM155 174H157L158 176L157 177H160V178H157L156 177V175ZM180 175H177V176H179L180 178H181V180H180V185L179 186H182L181 184H185V182H184V180L182 181V179L184 178V174H183V171L181 170V172L179 173ZM29 177H28V176ZM33 175V176H32ZM113 175V174H112ZM155 176L156 178H157V180L159 179V182L157 181H155V180H152V179H156V178H154L153 176ZM170 175H171V173H170ZM11 176V177H10ZM109 176V175H108ZM131 176V175H130ZM135 176V175H134ZM64 177H66V176H64ZM69 177V178H70ZM73 177V178H74ZM83 177V179H84V181H83V179L81 178V176L79 177V178H77V177H75V179H76V182L74 181H71L73 184H78V187H80V188H83V189H85V191L86 192H84L83 193V189L81 190L82 192H80L79 194L80 195H82V194H84L85 196L86 195H91V185H92V183L91 184H89V183H86V180H85V178ZM87 177V176H86ZM112 177V176H111ZM132 177V176H131ZM143 177V179H141ZM149 177V178H148ZM168 177H169V179H168ZM183 177V178H182ZM30 178V179H29ZM69 178H65V180H64V182H70V180H71V178H70V180H67V179H69ZM82 180H81V179ZM103 178V177H102ZM110 178V177H109ZM133 178V177H132ZM148 178V179H147ZM151 178V179H150ZM164 179L163 181H162V179ZM173 178V177H172ZM174 178H176L175 176H174ZM120 179H121V181H120ZM128 179V178H127ZM165 179L167 180V181H165ZM115 180H117V181H119V182H117V181H115ZM142 180V181H141ZM175 180H177V178L175 179ZM178 180H179V178H178ZM10 181V182H9ZM98 181V186L99 187H103L104 186V181L100 178V182L101 183H103V185L102 184H100L99 183V178L96 180V182ZM129 181H130V179H129ZM132 181V180H131ZM150 181H151V183H150ZM155 181V182H154ZM264 181V180H263ZM8 182V183H7ZM22 182V181H21ZM29 182V183H28ZM70 182V183H71ZM86 183V184H84V183ZM93 182V181H92ZM142 182V183H141ZM161 182V183H160ZM5 183L7 184V186L5 187ZM16 183V184H17ZM20 183V182H19ZM19 183H18V185H19ZM111 183V184H112ZM149 183V184H148ZM179 183H177V185L179 184ZM28 184L30 185L31 184V186H29L28 188L31 190V192L29 191V189H27V186H28ZM32 184H35V185H32ZM65 185H66V183H64ZM68 184V183H67ZM89 184V185H88ZM96 184V183H95ZM153 184H155V185H153ZM164 184V185H163ZM255 184V186H257V187H254L253 186V190H252V188H250L252 185H253V183H252V185H250V190H252V191H254V189L256 188V190L255 191H258V193H257V195H252L253 197H252V200L254 201V199L256 198V200L257 199H261L260 201H256V204L254 205L253 203L255 202H253L252 200H251V202H252V205H254V208H255V211H254V208H253V212H258V213H256V214H260L261 216H258V215H256V214H254V216H252L253 215V213H252V211H251V213H252V215H251V217L252 218H254L255 216H257V217H255L256 219H253L254 221H259L260 219H261V217H263L264 216V213H261V208H262V206H260L264 201V195H263V197H261L260 195H262L261 194V191L264 193V189L262 190V187L264 188V183L262 182V183H260V184H262V187H261V185H259L258 186V183H257V185H256V183H254ZM87 185V186H86ZM97 185V184H96ZM101 185V186H100ZM108 185V184H107ZM127 185L130 187H127ZM3 186L5 187V188H3ZM105 186H106V183H105ZM114 186V185H113ZM112 186V187H113ZM134 186L135 187H138V188H135V191L136 192H134L131 188H134ZM179 186L176 188L177 189V195H178V197H180V195L182 194V196L184 195L183 194V192H184V189H182V187L184 188V186H182L180 189L182 190V191H180V189H179ZM9 187V188H8ZM18 188L20 187V185L19 186H17ZM38 187V186H37ZM37 187H36V189H37ZM102 187H101V189H102ZM151 187V188H150ZM172 187V188H171ZM27 190H26V189ZM141 188V189H140ZM260 188H261V191H260ZM9 189V190H8ZM21 188H19V190H20ZM21 189V190H22ZM105 188H103L102 189V191H101V193L103 192V190H104ZM107 189V188H106ZM105 189V190H106ZM117 189V188H116ZM118 189V190H119ZM178 189H179V191H178ZM259 189V190H258ZM6 190L7 191H10V192H6ZM14 192H13V191ZM249 190V191H250ZM12 191V192H11ZM26 191H28L27 193H26ZM38 191V190H37ZM46 191V190H45ZM116 191V190H115ZM249 191H247V192H249ZM252 191H250V194H251V192ZM2 192V193H1ZM5 192L7 193V194H5ZM43 191L41 190V192L40 193H42ZM105 192V191H104ZM106 192L107 193H102L104 196L105 195H107L108 193H109V191H107L106 190ZM139 192H140V194L142 193V196H140V195H138L139 194ZM171 192V193H170ZM178 192H180V193H178ZM40 193H38V194H40ZM44 193V192H43ZM21 194V195H22ZM126 194V193H125ZM168 194V195H167ZM247 194V193H246ZM253 194H255V192H253ZM89 195V196H90ZM176 195V194H175ZM176 195V196H177ZM89 196H86V198L89 200V198L91 199V197H89ZM124 196V195H123ZM181 196V197H182ZM21 197V198H20ZM23 197V198H22ZM31 197V198H30ZM247 198L249 197L248 195L246 196ZM250 197H251V195H250ZM259 197V198H258ZM6 198V199H5ZM5 199V200H4ZM14 199V202H13V199L11 200L12 201V203H11V201H10V204H12V206H13V204L14 203H18V202H21V201H17L16 202V200ZM140 199H142L141 200V203H140V207H139V209H136L137 208V206H136V203L138 204V201H140ZM162 199V200H161ZM251 199V198H250ZM6 201V202H5ZM120 201H121V199H120ZM183 201V198H182V200H181V202ZM250 201V200H249ZM249 201H247V202H249ZM4 202V203H3ZM26 202V203H25ZM251 202H249V204L247 203V205L248 206H251ZM258 202H259V206L257 205L258 204ZM60 203L62 204V201H59L58 199H54V200H52V203L51 204H53V206H55V207H60L61 205H60ZM6 205V206H4V205ZM19 204V203H18ZM15 205L14 204V206H15V208H19V207H23V205L22 206H20V205ZM21 204V203H20ZM34 205H36V203H33ZM26 205H24V207L26 206ZM33 205V206H34ZM89 205V204H88ZM151 205V206H150ZM163 205V206H162ZM176 205L178 206V209H180L179 211H180V214L178 213V211H177V207H176ZM263 205V204H262ZM136 206V207H135ZM247 206V207H248ZM258 208H257V207ZM85 207L87 208V204H85ZM120 207V206H119ZM118 207V209L120 210L121 208H119ZM147 207V208H146ZM153 207V208H152ZM155 207V208H154ZM165 207V208H164ZM172 207H174V208H172ZM183 207V208H182ZM246 207V208H247ZM252 207V206H251ZM250 207V208H251ZM263 207H264V205H263ZM124 208V207H123ZM142 208H144V209H146V211H145V214H147V212H148V214L147 215H149V217H151V215L153 216V214H155V216H153V217H151V219L149 218V217H147L146 218V220L144 221V218H145V215H144V213L142 214V211H141V209ZM186 208V207H185ZM247 209H249V208H247ZM87 210L89 211V209L87 208ZM119 210H117V212H120V215L122 216V217H120L119 216V213L117 214V216H119L120 218H123V214H124V211L121 213V211H119ZM128 210V209H127ZM148 210H151V215L149 214V211ZM249 211H250V209H249ZM262 212H264V208H263V210H262ZM126 213V212H125ZM142 214L141 215V217L139 218V216H140V214ZM172 213V214H171ZM245 213V212H244ZM128 214H129V210H128ZM139 214V215H138ZM158 214V215H157ZM183 214V215H182ZM185 214V215H184ZM229 214V213H228ZM227 214V215H228ZM234 214H235V212H234ZM234 214H233V216H234ZM240 214H241V212H240ZM137 215V216H136ZM222 215H224V217L226 216L224 213L222 214ZM239 215V214H238ZM242 215V214H241ZM250 215H249V219L251 218L250 217ZM136 216V217H135ZM158 216H160V219H159V217ZM180 216V217H179ZM185 216H186V218L187 219H185ZM231 216V215H230ZM230 216H227V217H230ZM233 216H231V217H233ZM236 216H237V210H236ZM240 216V215H239ZM144 217V218H143ZM183 217H184V219H183ZM230 217V218H231ZM260 217V218H259ZM138 218V219H137ZM142 218V219H141ZM155 218H156V220H155ZM181 218V219H180ZM233 218H238V216L237 217H233ZM241 219H243L242 218V216L240 217ZM139 219L140 220H142L143 221V223L142 222H140L139 221ZM175 219V220H174ZM221 219H223V221L225 222V219L223 218V216H221ZM241 219H239V220H241ZM120 220H122V219H120ZM183 220V221H182ZM185 220H187L186 222H185ZM195 220H197V221H195ZM202 220V219H201ZM228 220H230V219H228ZM227 220V223L229 222V224H231V222L230 221H228ZM231 220H233V223L237 220L238 221V219H231ZM235 220V221H234ZM262 220V219H261ZM260 220V221H261ZM124 220H122V222H123ZM139 221V222H138ZM161 221H163V222H165L164 224L161 222ZM221 221V220H220ZM242 221V220H241ZM240 221V222H241ZM253 221V222H254ZM152 222V223H151ZM167 222H168V224H167ZM178 222V223H177ZM180 222H181V224H180ZM239 222V221H238ZM238 222H237V224H238ZM262 222V221H261ZM119 223V222H118ZM125 223V224H126ZM138 223H139V225H138ZM150 223V224H149ZM184 223H186V224H184ZM223 223V222H222ZM226 223V222H225ZM225 223H223V224H225ZM258 223V222H257ZM260 223V222H259ZM258 223V226L260 225ZM142 224V225H141ZM144 224H149L150 226H148V228L145 230L144 229ZM177 224H179V225H177ZM200 224H202L203 225V223H200ZM262 224H264V222L262 223ZM134 225V226H133ZM226 225V224H225ZM228 225V224H227ZM123 226V225H122ZM125 226V225H124ZM163 226V227H162ZM168 226H169V231L170 232H168V230H167V228H168ZM180 226H182V228L180 227ZM229 226V225H228ZM231 226V225H230ZM257 226V225H256ZM133 227H134V229H133ZM146 227H147V225H146ZM156 229H158V230H156L155 231V228ZM160 227H161V229H160ZM167 227V228H166ZM263 227V226H262ZM124 228V227H123ZM173 228V229H172ZM188 228V229H187ZM131 230H132V232H131ZM149 230V231H148ZM154 230V231H153ZM164 230V231H163ZM173 230V231H172ZM187 230V231H186ZM188 230L190 231V232H188ZM160 231H162V232H160ZM257 231H259V230H257ZM151 232V233H150ZM174 232H176L175 234L176 235H178V238H177V236H174ZM179 232H180V234H179ZM186 232H188V233H186ZM119 233H121V231H119L118 232V234ZM157 233L159 234L160 233V236H162V238L161 237H159L160 238V240L158 239V236H157ZM161 233H162V235H161ZM170 233L174 236V239H173V237H172V235L170 236ZM263 233V232H262ZM262 233H260V235L262 234ZM117 234V236L119 237V235ZM139 234V235H138ZM148 234H150V235H148ZM163 234H166V238H164V236L165 235H163ZM167 235H168V237H167ZM189 235H190V238H189ZM192 235V236H191ZM147 236V237H146ZM181 236H182V238H181ZM127 237V238H126ZM135 237V238H134ZM157 237V238H156ZM260 236L259 235H257V237H255V238H259ZM168 238V239H167ZM170 238H172L171 240H173V242L170 240ZM177 238V239H176ZM261 238V237H260ZM159 240V241H157V240ZM166 243V244H164V242L162 241V240ZM254 239V238H253ZM190 240V241H189ZM256 240V239H255ZM175 241V242H174ZM179 241H181V243L179 242ZM254 240H252L251 242H253ZM257 241V240H256ZM256 241H254V242H256ZM258 241H259V239H258ZM262 241H264L263 239H262ZM143 242H144V244H143ZM176 242H177V244H176ZM188 242V243H187ZM192 243V245H191V243ZM251 242L249 243V245L251 246V245H253V247L252 248H254V246H256V244L255 243H253V244H251ZM261 242V241H260ZM155 243V244H154ZM180 245H179V244ZM259 243V242H258ZM160 245V247H158L159 245ZM161 244H162V246H161ZM175 245V246H173V245ZM182 244V245H181ZM189 244V245H188ZM201 244H202V246H201ZM255 244V245H254ZM262 244H264V242H262ZM154 245V246H153ZM166 245V246H165ZM249 245H248V247H249ZM124 246H125V244H124ZM136 246H137V248H136ZM166 248H165V247ZM178 246V247H177ZM180 246V247H179ZM258 246H260V245H258ZM172 249H171V248ZM177 247V248H176ZM205 248L206 250L205 251H203L202 249L203 248ZM218 247V246H217ZM251 247H249V248H251ZM263 247V246H262ZM157 249V250H154V249ZM160 248V249H159ZM162 248V249H161ZM164 248L167 250L168 248L170 249V251L168 252V250L166 251V250H164ZM174 248H175V251H174ZM258 248V247H257ZM257 248H255V250H258V251H260L259 250V248L257 249ZM134 249V250H133ZM179 249V250H178ZM212 249V250H211ZM214 249V250H213ZM127 250V249H126ZM153 250V251H152ZM161 250V251H160ZM172 250V251H171ZM178 250V251H177ZM203 251V254H202V252H200V251ZM252 250V249H251ZM250 250V251H251ZM253 251L254 252V254H253V252L251 253L249 250H248V252H249V254H251V255H253V257L250 255V259L249 260H251V261H247L246 259H245V261H247V264H260L259 262H261V260H263V258H261L260 260H259V258L260 257H258V255H256L257 253H255V252H258V251ZM261 250H263V248L261 249ZM192 251V252H191ZM138 252H140L139 254H137ZM205 252V253H204ZM154 253V254H153ZM172 253V254H171ZM180 255H179V254ZM186 253H188V256H187V254ZM141 254H142V256H141ZM159 254V255H158ZM168 254V255H167ZM170 254V255H169ZM202 254V255H201ZM260 254V256H261V252L259 253ZM127 255V254H126ZM154 255V256H153ZM162 255H164V256H162ZM204 255H207V256H204ZM151 256V257H150ZM173 256V257H172ZM180 256V257H179ZM203 256V257H202ZM219 256H221L220 258H219ZM236 256V255H235ZM235 256H233V257H235ZM244 256V255H243ZM246 256V255H245ZM148 257H150V258H148ZM159 257V258H158ZM238 257V258H237ZM252 257V258H251ZM262 257H264V255H262ZM143 258H144V256H143ZM194 258H197V260L195 261L194 260ZM241 258H243V257H240V256H236V259H238V260H236L237 261V263L238 264H240L239 262H243V260L241 259ZM245 258H248V257H245ZM257 258V259H256ZM222 259H223V262H222ZM239 259H241V261L239 260ZM244 259V258H243ZM255 259V260H254ZM167 260V261H166ZM173 260V261H172ZM180 260V261H179ZM159 261V262H158ZM171 263H170V262ZM182 261V262H181ZM190 263H189V262ZM202 261V262H201ZM208 261V262H207ZM236 261H234L235 263L234 264H237L236 263ZM239 261V262H238ZM244 261V262H245ZM257 261V262H256ZM173 262H175V263H173ZM179 262V263H178ZM226 262V263H225ZM228 262V263H227ZM263 262H264V260L261 262L262 264H263ZM151 263V262H150ZM220 263V264H221ZM242 264H244V263H242Z\"/></svg>",
	"mask_w": 264,
	"mask_h": 264
},
{
	"label": "built area",
	"instance_id": "2783aa9c",
	"mask_svg": "<svg viewBox=\"0 0 264 264\" xmlns=\"http://www.w3.org/2000/svg\"><path fill=\"white\" fill-rule=\"evenodd\" d=\"M259 155L264 157V146L259 148ZM183 156L186 163L222 161L221 128L208 125L187 129ZM189 179L192 185L200 186L203 183V174L195 168L191 170Z\"/></svg>",
	"mask_w": 264,
	"mask_h": 264
}]
</instances>
